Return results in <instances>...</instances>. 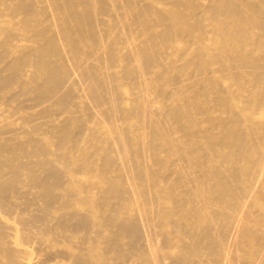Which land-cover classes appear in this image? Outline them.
Listing matches in <instances>:
<instances>
[{"label":"bare ground","instance_id":"obj_1","mask_svg":"<svg viewBox=\"0 0 264 264\" xmlns=\"http://www.w3.org/2000/svg\"><path fill=\"white\" fill-rule=\"evenodd\" d=\"M2 1H7V0H0V7L1 6L4 7V5H5L4 2L2 3ZM27 1L29 4L22 2V1L19 2L18 4H16L15 2L14 3L11 2L14 5H16V6H14V8L16 7L17 10L21 11L19 13L20 15L23 13L22 16H20V18L21 17L22 18L23 17L24 18L34 17L35 18V17H37V15H41V13H37L38 11L36 12L34 10V8H36L37 6H38L37 8L40 9V7H41L40 2L41 1L39 0L38 4H40V5L36 4L35 7L31 6L34 1L31 4H30V2L32 0L31 1L27 0ZM36 1H38V0H36ZM63 1H64V4H65L67 10H68V12L66 10V15H68V17H70V24L65 23V22H69V21H65V20L61 21L60 19H63L62 17L60 19H58V17L60 15L57 14L55 16H58V17L54 18L53 17L54 14H52V15L44 16L43 19L42 18L38 19V17H37L36 19H33V20H35V21H33L34 23L33 22L30 23V21H27V18L24 19L21 23L22 24L21 28H18L15 31V33L11 32L10 31L11 29L10 30L7 29L6 33L11 32L14 35L12 37H15V39L13 38V40H15V41L12 44L10 43L11 44L10 45L9 41L11 39H7V40H9L7 42L6 39L2 38V40H5V42H3V44H1V45L6 46L7 44L5 45V43H8L10 46L8 45L7 47H10V51H12V52L14 51L17 54L13 58V61L11 63H9L7 66L8 67L7 68L8 73L3 71V73L8 74V75H5L2 73L3 76L5 75L8 77H4V78L0 79V84H4L6 82L5 84L10 85L9 83H7L8 82L7 80L11 79L12 76H14L13 74H14V72H16L15 70L19 71L20 68L17 69L19 66L30 64V68H32L31 66H33L32 69H34V70L30 69L31 72L34 71L35 74L41 73L44 77V79H43L44 82H43V86L41 89L39 88L38 85L36 86V88L33 89L32 86L35 85V83L33 85H27V86H30L31 90H35L37 88L40 89L39 92L33 93V94H36V95H34L35 99H38L42 96H44V97L46 96L45 98L48 97L47 98V100H48L51 97V99H55L54 101L61 108V109H56V110H61V111L63 110L64 111V110H66V108H69L70 106H75L77 109L83 108L84 109L83 111H85L86 113H83L84 116H82V117H81L82 114L81 115L80 114L75 115L74 113L71 114L72 111H70V110L72 108H74V107H72V108H69L70 109L69 112L71 115H67V114L63 115V116H65L63 118L62 117L63 113L62 112L60 113L61 117L63 119L58 120L59 124L55 125L53 123V125H55V126H53V128L51 127V129H50V127H47V126H52L51 125L52 122L50 123V125L46 123L47 126H45L44 128H46V129L49 128L50 130H52L50 132L53 135V137L51 136L52 138H54L53 140L50 139L51 137H48L49 140H41V138L34 139L35 137L33 136L32 137L33 139L32 138L29 139V137H28L25 140H18L17 139V141H16L13 137H10L11 139L8 138L9 143L5 140L7 142L6 144H0V204H3L1 206L5 205V201L7 199V196L10 193L14 194L13 193L14 189L18 190V188L13 189V187H14V183L18 182L17 181L19 179L18 176L22 173V175H25V174L27 175V177L29 178L30 181L33 182V185H35V187L38 186L37 188L42 189V191L40 192L42 194V197H40V196L39 197L34 196V197H36L37 199L43 200V202H42L43 206H41V207H43V209L41 207L40 208L43 211H47V212L45 214L41 210L42 211V212H40L41 214L39 215L36 213V215H38L37 216L38 218H40L41 215H42V217H46V216H43V213H44V215H49L50 210L51 211L53 210L52 207L54 208V206L56 205L55 204L56 198H58L55 196L56 192H54L53 188L59 187L58 185L62 186L61 185V179H62V177L65 176L63 174H61L62 177H61V175H58V174H60V172L62 170L60 169V172H59V170L57 169V165L58 164L61 165V167H63L64 169H65V167L68 168L71 166L70 168H68L64 172H67V173L71 172L72 174L74 173V174H77L78 176L81 175L82 178L84 179V180L80 181L79 177H77V175H74L75 177L78 178L79 181H75L73 179L69 180V184L71 185L72 190H73L72 193H74L76 195V196H74V198L77 196L78 197L72 201H69L68 203L65 202L64 200H66V201L68 199L70 200V198L73 197L72 195H74V194H70V192L67 191V189H66L67 186H66L64 188V189H66V192H67L66 194H70L71 197H68L66 194H65L66 197H65V195L62 197V195L65 193V192H62L61 193L62 195H60V196L62 197L63 200H61L59 198L58 199H59V202L64 201V203L72 205L73 208L77 207V210L80 209L79 208L80 206L86 205L85 207L82 208L84 213L82 212L83 214L81 215L80 214L81 212H79V210L78 211L75 209L71 210L72 208L69 207L70 210L73 211L72 214H75L74 216H76L77 214L80 215V216H76L78 219L74 218L73 215H71V217L73 216L72 218H69L68 215L71 212H68V211H70V210L66 209L68 211L65 212L64 211L65 209L63 208V207H65V205H66V207H68L69 205L60 202L58 204L63 205L62 211L65 213H68V214H66L64 216L65 213H63L62 211H61L62 213L59 212L60 214H57L58 212L55 214L53 213L55 215V216L53 215V218L57 217L58 220L56 221V224H54V223L51 224L52 228L54 226V227H58L60 229L61 227L63 228L65 226L72 225L76 229H79V230L81 229V231H82V230L86 229L87 227H88V229H89V227L92 228L93 225L90 226V224L92 223V219L94 217H96L99 220L96 221L97 224H95L93 221V224L94 225H98V223H99V225L102 224V227H105L106 229H107V227H110V231L107 229L108 231L106 230V232H105L106 234L109 232L108 235H106L107 238H105L103 236L104 238H101L99 240V241H101L102 239L105 240V241L101 242V243H103L102 244L103 246H100L99 245L100 242L91 237L92 239L91 238L90 239H91V241L92 240L93 241L91 242V244L89 245L87 250L85 249L86 250L85 255H81L78 252H76L75 250L67 248L65 250V252L72 259V261H70L69 263L70 264H83L84 260H86L88 262H92V264L93 263L94 264H110V262L108 261L109 259L106 256V252L108 250H111L114 254L120 255L121 257L125 258L122 254H125L126 252L123 253L122 251H120L122 245L120 243V247H118L117 241H120V240L117 239V241H116V237H118V235L120 236V234L124 235L127 238L128 243H126L127 242L126 241L123 245L128 244L127 250L131 251V250L135 249L134 251H136V248H135L136 244H139L137 241L141 237L143 238L144 233H145V235L147 234L146 233L147 231L146 232L143 231L144 233L142 235L143 229H141V227L138 225V223H140L139 218H141L143 215L142 216L140 215L141 217H137V215L135 216L138 218V219H136V220H138V222L135 221V219L126 218L125 214H122L123 212H120V213L122 214V216L124 215V218H122L120 220L115 219L117 217V215H118V218H119V215H121L118 213L119 211L114 213V214H116L115 215L116 217L115 216L112 217L111 215L108 216L107 214H111L112 212L111 211H109L110 213L103 212L102 208L104 206V203L106 204V202H105L106 198H110V195H108V197H106V195H103V193H101V195H103L105 197V200H104V197H101V195H99L100 197L98 196L99 198L97 197V195L100 192H96L97 190H95V192L98 193L96 195V198H95V197H93L94 193H92L94 191H91V190H93L96 187L98 188V186L100 188V186L103 185L104 182L101 183L102 178L100 177V175L105 176L104 174H107V176H109L108 174L110 172H112V173L115 172V171H112V169L114 168V167L112 168V166H114L118 162L115 164H114V162L112 163V160H114V159H113V157H111L112 158L111 159L108 155V154H110L111 151H113L115 146H117V148H119V150H120V151H118V149L115 148L117 152H120V153L122 152V154L125 155L123 157L118 155V156L122 157L121 159L126 158L127 156L130 157V155H127V153H126L127 151H129L128 154H131L130 150H132V152H133V154H132L133 156L131 155L132 156L131 158H133L137 155L140 156L141 152H143V151L146 152L144 147L147 146L151 150L152 155H150V156H152L151 159L153 160V163L156 162L155 164H157V165L168 163V162H171L170 164H172V165H175L177 163L184 164V165H181L180 167H177L179 164H177V166L175 165L176 167H174V168L171 167V168H173L172 172H171L172 175L170 172L168 173V171H167V173H165L164 169H162L164 172V174H163V172L160 171L159 168L156 167V165L154 166L152 164L153 167H155L157 169L151 168L152 170L150 171L151 174H149V176H152L151 178H153V182L155 183V186H158L159 188L154 187V188H156L155 194L154 193L152 194V192H154V189L152 186H151L152 190H153L152 192H150L151 190H148L150 193L148 191H146L144 193H145V195L146 194L156 195V197L158 199L157 201L163 200V201H161V203L157 202L158 206L154 205V207L158 208L160 206L159 204L165 203V205L162 206L164 209V212L161 211V209H162L161 206H160V208H161L160 211L162 212V214L163 213L165 214L164 219L167 217L166 221H163L162 220L163 218H161V221H159L160 223H157V225L158 224L160 225L159 226L160 228H158V229H160L159 231H156L157 227L154 228L156 230H154L152 227V229L154 231L152 233L157 232L163 236V237H160V238H162L160 245H162L165 248L166 247L172 248L173 245H175V246L178 245V251L176 253H174L172 251L173 250L172 249L171 251H172L173 255L172 254L171 255L166 254L170 250H168V252H167V251H165V248H163L164 250L161 249L162 247L160 245H158L159 244L158 241H154V240H157L156 238L153 240H150V242L148 240L147 241V242H149V245H148L149 251L147 253L148 261L151 260L155 264H189V263L199 264L198 263L199 261H197V260H196L197 262H193V261H195V260H193L195 257H197V259L199 258L197 255L194 256V258H193V255L197 252V249H198V252L196 254H198L199 251H201L199 248L202 246V245L200 246L201 238H205L203 241L206 242L201 248H203V250H206L205 251L206 253L209 252L211 254V253H213V248H214L213 244L216 243L215 241L217 239H218V241L220 240V238H218V237H220L219 234H221L222 230H224V229L234 230V232L241 233L242 236H246L247 241L249 242L250 246L254 249V251L260 253L262 250L261 254H262V256H264V121L262 124L260 123L261 125H258V123L255 122V120H254V115L256 114V116H257V112L258 113L264 112V0H261V1L260 0H191V1L188 0L186 2H185V0H171V1L158 0V1L163 3V5L161 7H158V6L155 7L152 3L153 0H145L146 4L140 3V4H145V5H143L145 7L144 10L133 11L134 9H137L136 6H134L135 8H131V9H133V10H131L133 12H131L130 15L133 18V19H131V21H133V22H128L125 20H119L120 19L119 18V19L112 20V23H110V25L112 24L111 26H113V29L120 28L121 30L126 29V31H128V34L123 33V34H125V36L123 37V40L120 41V42H124V39L126 41V43L125 42L123 43V46H120L121 49H118L120 51L122 50V53H120V54H118V53L116 54L115 52H113V50H116V48H119V47H117V45L113 46V44H115V43L111 42L112 47H115V48H113V50L110 48L111 45L108 46V45H105L103 43L106 40H108L109 38H112L113 40L117 39V41H119L118 39H122L121 37L123 35L120 37L115 32V36H113L114 38L108 37V39H106L105 37H107V36H102V34L104 35L106 33H103L102 30L100 31L98 29V27L94 26V25L99 24V27H100V25H102L101 23L95 24V21H97L98 19H100L101 22L107 20L106 18L102 17L103 15H105L106 12L110 14V16H111L110 18H112V19L117 18V17L113 18V16H114L112 14L113 11H115V9L118 8L117 6H123V8H124L125 3L124 4L122 3L121 5H119L121 3V1H118V3L120 2L118 4L117 2H113L110 0H63ZM139 1L140 0H138L137 2L135 1V3H139ZM16 2H18V0ZM43 2L46 3L44 5H47V3H48V4H53L57 7H60L59 2H57V0H44ZM62 2H61V4H63ZM6 3L9 4L8 1ZM81 4L84 5L85 7L82 8L83 6H81ZM127 4L131 5V3L129 1L127 2ZM78 5L81 6V8ZM155 5H156V3H155ZM157 5H160V4H157ZM10 6H13V5H10ZM55 6H53V7H55ZM76 6L79 7L80 9H78ZM143 6H141V7H143ZM125 7H126V9H128L127 7H129V6H127L125 4ZM41 8H43V6ZM60 8H57L58 12H59ZM143 8H141V9H143ZM51 9H53V8H51ZM62 9L65 10V8H62ZM120 9H122V7ZM1 10L4 11L6 9L2 8ZM43 10H45V9H43ZM122 10L125 11V9H122ZM55 11H57V10H54V12ZM124 11L123 12L119 11V12H122L124 14ZM46 12L44 11V13H46ZM63 12H65V11H63ZM63 12L61 13V11H60L59 13L63 14ZM146 12L151 14V15L149 14L150 15L149 18H151V19H148L147 17H145V14H147ZM1 13L3 14V12L0 11V18H2V16H3V15L1 16ZM7 13H4V15L5 14L9 15L10 12H7ZM14 14H16V12H14ZM35 14H36V16H35ZM16 15H18V14H16ZM13 17H17V16L13 15ZM39 17H42V16H39ZM68 17H66L64 19H67ZM107 17H108V15H107ZM22 18H21V20H22ZM52 19L53 20L57 19V20L61 21V23L59 22L60 27L58 26L59 27V28L57 27L58 29L53 30L50 34L46 35L47 32L49 31V29H48L45 21H47V23H49V21ZM3 20L9 21V20H5V19H3ZM43 20H44V22H43ZM67 20H69V19H67ZM19 21L20 20L18 18V22ZM144 21L146 23V25H145L146 28L144 27V29L150 30L155 26H159L161 28V30L160 29H159L160 31L155 30L159 33H156L155 31L152 30L151 33H148V36H144L145 33L140 28H137V29H140L138 31H142L143 33H139V34L135 33V35H132L131 32L132 33L136 32V31H134V29L132 27H134L136 24H139V26L138 25L137 26L141 27L143 29V27L140 26V24L141 23L143 24ZM55 22H58V21H55ZM55 22H54V24L57 25V23H55ZM62 22L65 24H62ZM15 23H16V21H15ZM106 23H107V21H106ZM4 24L7 25V22ZM13 25H16V24H13ZM3 27H4L3 29H5V27L7 28V26H3ZM83 27H86L88 30L86 28H83ZM104 27L108 28L110 26H108V27L103 26V28ZM53 28L55 29L56 26ZM134 28H136V27H134ZM3 29H1V31H3ZM83 29H84V31H86V30L87 31L84 33ZM93 29H96V30H93ZM110 29L111 28H109V30ZM131 29H133V30H131ZM21 30H24V31L29 30V31H31L32 35L30 34L29 37L23 36L21 33ZM95 31H98V32H95ZM94 32L98 33L97 35H99L100 37H104V42H101L102 40L99 41L100 43L105 45L104 47H102L101 45H99L97 43L99 47L92 49V46L96 44V37H95L96 35H94ZM100 32H102V34H100ZM119 32L121 33V31H119ZM26 33H27V31H26ZM155 33L160 38L161 44L165 45L166 49L168 48L171 51L170 54H176L177 55L176 59H173L172 56L171 57L169 56L170 59L168 57H163L165 55L161 56L165 59L168 58L169 60L167 59L168 61L167 62L165 61L166 63L163 62L164 64H162L160 62V66L162 67L163 70L161 73L158 72L159 76L154 75L156 77H161V76L163 77V73L164 72L167 73L165 81L164 82L162 81L163 83L161 82L160 84L155 83V81L158 80L159 78L156 79L155 77L150 76V74L148 76L146 75V74L150 73V71H152L151 70L152 67L157 66L155 68H160L159 64H158V61H160V60H158L159 58L158 59L156 58L159 56L158 53L160 52V50H162L161 47L159 46L160 42L158 41L159 43L158 42L153 43L154 45L158 44V46L160 47V49L157 51L158 53L156 52L157 54L154 52V50H155L154 46H151V44L149 43L150 44V48H149L148 47L149 44H148V46L146 44L148 41L155 42V41H153V39L155 37H157L156 35H154ZM111 35L112 34H110L109 36H111ZM152 35L155 37H153ZM4 36H8V35H4ZM99 36H97V37H99ZM8 38H10V37L8 36ZM203 38L208 39L210 43L203 42ZM37 39H40L41 42H40V44H38L36 42V44H38V46L34 47V45H33L34 43H32L31 41H33V40L38 41ZM57 40L58 41L61 40V41H63V43L65 40L66 41L69 40L70 43L68 41V44H72V47L68 44L67 45H68V47H71L73 49L75 56L79 55L78 53L80 50H83V47H88L87 52L93 55V56L90 55L91 57L89 58V60H92V57L93 58L96 57L98 60L95 59V63L96 62L97 63L99 62V63L96 64L97 67L94 65L97 69H94L93 68L94 66L93 67L89 66V68H86V70L92 68L94 70H97V72H95L93 70H90L91 72L89 70H87V72L88 71H89V73L95 72V74H96V73H98V71L101 67L102 68L104 67V68L108 69L109 72L108 71L107 72H108V74L110 73V76L113 77V80L116 78H119V80H120V78H121V79H123V81L124 80L126 81V82L121 81L120 84L119 83L118 84H119V86L121 85L122 88H124V86H125L126 94L129 93V95L132 96L133 98L131 97V99H130L129 98L130 96L127 97V95H124L126 97L121 96V97H123V99H122L120 97V94L118 97H116L117 99L121 98L120 100H122V103H123L121 105L122 106L121 108H120V106L118 107L119 109H121V111H123V114L121 115V117H119L120 115H117L118 113L117 114L114 113V112H119V111L111 112V110H112L111 107H109V109H111V110H109L107 108L110 111V113H113L112 114L113 116L117 115L116 117L120 118L119 119L120 123L123 121V120L120 121L121 119H125L126 121H128L130 118L134 119L136 117L137 119H139L138 117H142L143 124H145V125L147 124L150 127L152 126V129L149 128L150 131L148 130V132H145L141 128L144 125L141 126V123L139 121H137V124H136V122L135 123L133 122L132 126L126 125V127H125V125H124V127H122L123 128L122 130H117L118 128L116 130H114L113 127H110V125L107 124V123H110V122H106L107 117L105 120L102 121V117L105 118V116H103L105 113L102 115V117L99 116V114H101L99 112H105V111H102V110L99 112L96 110H95V112L93 111V109L95 108V106H93V105H97L96 103H98V102H96V103L91 102V101H94V99L89 100L88 97H90V99L94 98L95 97L94 95L96 93L92 92V93H94V95H93V97H91L90 96L91 94H89L91 92H88L89 95H87V94L83 95L85 97V100L82 96L81 97L83 99L79 100L78 98H81V97L74 96L75 93L73 91H75V90L72 91L71 87L65 88L64 86H66V85H68V83L72 82V80H70L68 83L65 84L64 83L65 76L72 74V71H73L72 69H74L72 67V65L74 66L75 63L72 62L73 63L72 64L69 61V58L67 59L66 57H65L66 59L63 60V56L60 55V51H64V50L60 49L59 43L56 42ZM155 40H157V38H155ZM0 43H2V42H0ZM107 44H110V42L109 43L107 42ZM119 44H121V43H119ZM2 46L0 48L4 49L5 47L4 46L2 47ZM63 46H65V45H63ZM155 46H157V45H155ZM81 47H82V49H81ZM151 47H153L154 49L153 48L151 49ZM36 49H37V52H36L37 54L36 55L31 54V52L36 50ZM1 51H3V50H0V54H2L4 56V54H3L4 51L3 52H1ZM7 52H8V50H6V52H4V53L7 54ZM70 52H71V50H70ZM81 52H83V53H80V55L84 54V52L86 53V50L81 51ZM116 52H118V51H116ZM161 52H163V51H161ZM161 52H160V55H162ZM8 54H9V52H8ZM11 54H13V53H11ZM63 54H64V52H63ZM33 55H35V56H33ZM6 56L10 57L11 55L10 56L6 55ZM60 56H62V60L64 61V66H61L62 64H60V65L58 64V62L60 63V61L57 62V60L61 59ZM64 56H67V55H64ZM81 57L82 56H80V59H81ZM87 57H89V56H87ZM5 58L6 57H4V59ZM10 58H12V57H10ZM84 58H86V56H84ZM88 61H85L84 63H88ZM79 62L82 64L81 61H79ZM89 62H93V60L89 61ZM1 63L5 64L3 62H1ZM91 64H93V63H91ZM77 65H78V62H77ZM88 65H90V63ZM1 67H3V65ZM77 67H76V69L81 70L80 68H77ZM98 67H100V68H98ZM116 68H118V69H116ZM106 69H104V70L106 71ZM79 70H77V71H79ZM101 71L102 70H100L99 74L101 73ZM73 72H75V71H73ZM79 72H81V71H79ZM76 73H78V72H76ZM134 73L136 74V75H134L136 77L133 76ZM191 73H193V74H191ZM0 74H1V72H0ZM15 74H18V73L16 72ZM35 74H33V77ZM155 74H157V73H155ZM92 75H93V78L95 77L94 78L95 80L98 79V81H96V82H99V80L101 81V79H103V78L99 79V75L98 76H95L94 74H92ZM105 75H107V74H105ZM144 75H146L147 77H144ZM199 75L201 77L191 78L194 76L198 77ZM36 76H39V75H36ZM80 76H81V74H80ZM138 77H139V79L141 78V80L138 81L139 83H137V81H133L134 84H131V85H133L132 88L134 89V86H136L137 84H139V85L141 84V86H140L141 90L140 91L143 92L145 96H140V95L139 96L146 98V101L148 102V104H146V105H148V108L144 104V102L141 106L139 104H141L142 102H140V103L135 102V104L133 105L132 102H134L136 100L134 98V94H139V93L137 92V93L130 94L129 90H131V89L128 88L129 89L128 90L126 88L127 82L132 83L131 81L129 82V80H138ZM18 78H19V76H17V79ZM84 78H85L84 80L87 79V77H84ZM132 78H136V79H132ZM19 79H21V76ZM66 79H69V77ZM80 79H81V77H80ZM91 79H92V77H91ZM104 79H105V77H104ZM104 79L102 80L103 82H99V83L103 84L105 81L107 82V80L109 82V77L106 78L105 81H104ZM110 79H112V78H110ZM154 79H156V80L154 81ZM178 79H180L181 84L177 83L178 86L176 89H174L175 90V91H173L174 95H172L171 90H173L172 88H175V86L177 84H175V86H171V89L169 88V86L167 88V85L172 80H178ZM222 79H226L229 81L228 82L229 88H228V85L225 84L228 89L224 88L221 85ZM119 80H117V81H119ZM22 81H24V80H22ZM75 81L76 80L74 79L73 82H75ZM92 81H94V80L92 79ZM96 82H93V85L95 84L94 88L97 84ZM172 82H171V85H174V83H172ZM30 83H31V81H30ZM83 83H85V81ZM111 83H112V85H114L113 84L114 82H111ZM111 83H109L107 85H110ZM17 84L20 85L19 83H17ZM63 84H65V85L63 86ZM70 84H72V83H70ZM76 84L77 83H75V85ZM88 84H90V83L88 82ZM118 84L117 85L115 84V86H117V88H118ZM75 85L73 84L72 86H75ZM77 85H79V84H77ZM88 86H89V88H91L90 85H88ZM110 86H108V89L105 86V88H106L105 90L106 91L110 90ZM121 86H120V88H121ZM138 86H136V88H138ZM15 88H17V86H15ZM85 88H86V86H85ZM112 88L113 89H112L111 93L113 94L115 88H114V86H112ZM39 89H37V90H39ZM92 89H93V86H92ZM98 89L96 90V88H95L94 90H96L95 92H97L96 96L100 97V93H98ZM102 89H103V86H101V88L99 90H102ZM231 89H232V92H230ZM94 90H92V91H94ZM118 90H120V89L118 88ZM122 90H124V89H122ZM122 90H120V91L116 90V91L123 93ZM226 90H228V91H226ZM133 91H139V90L134 89L131 92H133ZM143 93H141V94H143ZM28 94H29V92H28ZM117 94L118 93H115V96H117ZM77 95H78V92H77ZM108 95H107V97H108ZM7 96H10V95H7ZM19 96H21V95H19ZM34 96L32 95V99ZM139 96L135 95V97L138 99L140 98ZM4 97H6V96H4ZM13 97H14V94L12 95V98ZM107 97H104V98L109 100L112 98V95L109 96L111 98H107ZM25 98H26V96H25ZM28 98H30V97H28ZM116 98H114V99L117 100ZM144 98L139 99V100L145 101ZM10 99H11V97H10ZM114 99L112 98L111 100H113V103L115 102L114 103L115 106L119 105L121 103L119 100L117 102L114 101ZM42 100H45V99H42ZM81 100H83V101H81ZM97 100L100 101V99H97ZM146 101H145V103H147ZM21 102H22V100H21ZM38 102H41V101L39 100ZM31 103L34 104V102H31ZM41 103L43 105V102H41ZM92 103H95V104H92ZM113 103H110L108 105L112 106ZM137 103H138V106H140L142 108H143V106H146L143 108V110L140 109L141 110L140 114H138L134 111L137 108L136 107ZM101 104H103V103H101ZM105 104L106 103H104V107H105ZM15 105H18V104H15ZM22 105L26 106V104H22ZM29 105L32 106V104H29ZM29 105H27V106H29ZM114 105L112 108L114 110H117V108H114L115 107ZM5 106H6V104L4 105V107ZM24 106H22V107L24 108ZM27 106H26V108H28ZM53 106H55V105L53 104ZM133 106L136 108L134 109ZM151 106L154 107V109L152 108L153 111H150ZM17 107H19V108H16L17 110H23V109H20L21 106H17ZM48 107H50V106H48ZM29 108H30V106H29ZM102 109H103V107H102ZM37 110H35V111H37ZM56 110L55 111L52 110L53 113H55ZM76 111H78V110H76ZM47 112L48 111H46V113ZM49 112H51V111H49ZM29 113H30V111H29ZM46 113L44 112L45 115H46ZM64 113H67V112H64ZM76 113H78V112H76ZM50 114H52V113H50ZM120 114H121V112H120ZM10 115H8V116H10ZM23 115H28V113H24ZM31 115H32V113H31ZM33 115H35V114H33ZM38 115H40V113ZM108 115L111 116V114H109V112H108ZM17 116H19V115H17ZM123 116H124V118H123ZM197 116H199V118ZM202 116H204V117H202ZM20 117L21 116H19V120H20ZM46 117H48V115ZM50 117H51V115H50ZM83 117L88 118V119L91 118L92 120L89 119L90 123H93L92 121L96 122L95 126H92L94 124H90L89 122H86V119ZM161 117L167 118L169 120V121L167 120L169 122V125L166 126V123L164 122L165 120ZM117 118L114 119V121L113 120H109V121L114 122V124L116 125L115 120H117ZM159 118L161 120L163 119L162 121L165 123V125L164 124H160V125H162V126L164 125L163 127H166L167 129L159 126V128L161 127L162 129H165V130H162V129H159L157 127V124H159ZM137 119H135V121ZM37 120H39V119H37ZM5 121H7V120H5ZM24 121H25V119H24ZM24 121H21V123H23ZM27 121H31V120H29V118L27 117ZM27 121H25V122H27ZM211 121L213 123L210 126L202 125L203 122L204 123L205 122L211 123ZM128 122L130 123V121H128ZM138 122L140 123V125L138 124ZM42 123H40V124L42 126H44ZM123 123H124V121H123ZM131 123H132V121H131ZM88 124H90V125H88ZM114 124L112 123V126H115ZM32 126H34V125L32 124ZM42 126H40L38 128H43ZM116 126H118V123ZM119 126H120L119 129H121V126H123V125H119ZM2 127L3 126H1V128ZM29 127H30V125H29ZM144 128H146V127L144 126ZM257 128H259L258 131L256 130ZM260 128L263 130V132L259 131V130H261ZM25 129L27 131V128H25ZM132 129L135 130L136 132L130 133L129 131H132ZM0 130H2V129H0ZM39 130H41V129H39ZM255 130L257 132H262V133L261 134L259 133L260 135L256 134L257 136H255V134H254V132H256ZM32 131H34V130H32V127H31V131H29L28 133L30 134V132H32ZM0 132H4V131L2 130ZM34 133H36V131ZM82 133L83 134L86 133V134L83 135ZM97 133H100L98 137H97ZM215 133H218L219 136L214 137ZM0 134L2 135V133H0ZM45 134H48V133L46 132ZM80 136L84 137V138L82 137L83 138V140L81 139L82 141H84V139H85V141L82 143H80L78 141V144L81 145V148H79V145H77V141H76L77 139L79 140ZM254 137L255 138L257 137L260 139L259 141H257L258 143L255 142V140H257V138L254 140ZM97 138H99V139L103 138L104 139L103 141L107 142V145H108L106 148L107 150L105 148H103L102 145L98 146L95 143V142H97V141H95ZM255 143L259 144L260 148H259V151H258V149H256L259 152V154L255 153L253 155H257V156L259 155V156L255 157V158L254 157L251 158L250 156H246L245 151L247 150V152L250 153L249 152L250 150H248V148H254ZM82 144H84L83 147H82ZM98 144H99V142H98ZM127 144L130 147H132V149L126 147L125 145H127ZM30 145H32V147H29V148H31V152H30L31 155L29 154V150H28V146H30ZM103 145L106 146V143H104ZM125 147L129 150H125ZM101 148L106 150L105 152H107L108 150L110 152H108V154L103 153V155H101V156L95 155L96 157H102V158H100L101 159L100 160L101 161L100 166L98 165L99 167H97V165H96V168L90 167L88 165L85 166L84 165L85 160H87L89 158L88 161H90L91 157L93 159L94 158L93 156L96 152L101 153L103 151V149H101ZM220 148L225 149L226 151H223V153L222 152L220 153V151H221V150H219ZM256 148H258V147H256ZM116 151H114V152H116ZM46 152H50L52 154V156H53L52 159L51 158L48 159L47 156H46L47 157V159H46V157H45ZM149 152H147V153H149ZM32 153L37 156V159H38L37 161H35V162L28 161L25 163L15 161L17 159L15 157V155H17V154H24V155L29 154V156L32 157V155H33ZM73 153L75 154L74 155L75 160H72L73 157L69 156V155H72ZM161 153H163V155ZM144 154L142 155V153H141V156H144ZM148 156H149V154H148ZM120 157H118V159ZM215 157H217V158L219 157V159L223 160L222 164L223 165L226 164L225 167L227 166L226 169H227L228 175H230L232 178L231 177L229 178L227 176V174H225L226 171H225V173H223L224 172L223 169H225V168H223L222 170L220 169V166H223L222 164L217 165V167H216V165L214 164L215 162H213V161H215L214 159H217ZM131 158H128V159L131 160ZM95 159L97 160V162L96 161H94V162L98 163L99 159L94 158V160ZM128 159H127V161H128ZM219 159H218V161H219ZM17 161H20V160L17 159ZM88 161H87V163H89V165H91L92 164V163H90L91 161L90 162H88ZM127 161H126V163H129L128 165H130V167L136 166V165H134L132 160H131L132 162L131 161L127 162ZM144 161H145V159H144ZM124 162L125 161H123V163H122L123 167H124ZM136 162L137 161H135V163ZM54 163H56L57 165L55 166ZM139 163L141 166H145V165L147 166V164H145V163H144V165H142L141 162H139ZM118 164L116 166H119ZM218 164H219V162H218ZM122 166H119L120 168L117 167L118 170L122 169L121 168ZM125 166H127V165H125ZM150 166L148 164L147 168L150 169ZM254 166H255V168L251 169V167H254ZM5 167L8 168L9 174L11 175L10 179L7 178L8 180L6 178H5V180L2 178V176H3L2 171L4 170L3 168H5ZM36 168H41V171L38 174L36 173ZM117 168H115V169H117ZM127 168H128V166H127ZM133 168L132 169L128 168L130 171L127 170L125 172H131V170H133ZM140 168H142V167H140ZM69 169H70V171H69ZM115 169H113V170H115ZM57 170H58V172H57ZM143 170H145V172H147L145 168H143ZM221 171H223L222 172L223 174L221 173ZM64 172L62 171L61 173H64ZM116 172L114 174H116ZM125 172L123 174H121V173H118L116 175L113 174L112 177L106 176V182L105 183L107 184V186L103 185V186H105V188L101 186L102 188H104V192L108 193V194L114 193L115 195H118V197H119V196H121V195L123 196L125 194L124 188L126 186L131 185L132 187H134L135 184H136V186H138L137 185L138 182L134 183V186L132 184L128 185V183L131 182L130 181L127 184L124 183L125 187H123V182L128 180L126 177H130ZM141 172H142L141 170H137L136 177L134 178V175H135V173H134V174H132L133 176L131 178L132 179L137 178L136 180H138L139 182H140V180L143 179V181L145 182V180H147V179H144V178H147V176L144 177L143 174L145 172H143V174H141ZM40 173H41V175H39ZM146 174L147 173H145L144 175H146ZM250 174H252L253 178L249 177ZM22 175H20V176H22ZM67 175H66V180L68 178ZM69 175H71V174H69ZM221 175L222 176L226 175L229 179H232V181L235 180L236 182H234V184L238 182V184H239L238 188H241V190H239V192L243 191L241 193H244L245 197H243V194H241V193L238 194V192L235 190H234V192H236L238 194V197L242 195L241 197L245 198V200L244 199L240 200L239 198H237L239 200L235 199L236 197L234 196V193H233L234 188L232 189L230 187V185H233V184H230V183L228 184L229 180H227L228 178H225L226 176H224V179H226V181H228V182H225V180H223V177ZM99 177H100V181H99ZM148 179H150V178H148ZM62 180L65 182L64 183V185H65L66 181L64 179H62ZM102 180H104V179H102ZM133 181L134 180H132V182ZM151 181L150 182L147 181L149 186H150V183L152 184ZM232 181H230V182H232ZM99 182L101 183V185H98ZM144 182H142V183H144ZM15 185H17V184H15ZM146 185H147V183H146ZM132 187H130V189ZM233 187H235V185H233ZM102 188H100V189H102ZM146 188L148 189L149 187L146 186ZM21 189H23V188L21 187ZM54 189L56 190V188H54ZM149 189H151V188H149ZM189 189H191V190L193 189L192 191H189L191 193H188L190 196V199H192L195 202V204L197 203V207H198V215H197L198 217L197 218L201 221H205V225H204L205 229L203 230L202 235L200 234L199 236H196V235H198V233L193 235V231L195 232L196 230H199L198 229V226H199L198 223H200L201 221H198V223H196V224H198V226H195L194 222H191V223L189 222V224H192L191 226L194 225L196 227V230H193V228L191 226H188V223H187L188 221L185 223L184 222L182 223V221H183V219H181L182 217H180V219H181V221H180L178 219V216H177V215H181V216H183V218H185L187 216H184V215L189 213L188 212L189 211L188 203L192 204L193 202L190 201L189 198H186L185 196H183V194H182V192L183 193L187 192ZM18 191H15V192H18ZM130 191L132 193L134 192L133 194L136 193L135 190H130ZM28 192H30V190ZM127 192L129 194V191H127ZM141 192L142 191H140V193H139L137 191V193L140 194V196H141ZM32 194L33 193H31V196H32ZM81 194H83V196H81ZM84 194H86V195H84ZM133 194H129V195H133ZM125 196H123L122 198H125ZM135 196H138V195H135ZM151 196L150 197L148 196L150 200L153 198L156 199V197L152 198ZM14 197H15V195H14ZM148 197H146L144 199H147ZM247 197H248V200L246 199ZM36 198H34V199H36ZM8 199H10V198H8ZM20 199H22V197ZM26 199H30V198H27V196H26ZM130 199H132V198H130ZM133 199L136 200V198L134 196H133ZM149 199H148V201H149ZM107 200L111 201V199H107ZM117 200H119V199H117ZM123 200H125V199H123ZM10 201H12V200H10ZM31 201H33V200H31ZM31 201H30V203H33ZM110 201H109V203H110ZM132 201L134 202V200H132ZM132 201L129 200V202H132ZM12 202H15V201H12ZM12 202L10 204H12ZM34 202H36V201H34ZM115 202H117V201H115ZM125 202H123V203H125ZM152 202H151V204H152ZM166 202L170 206L169 205L166 206ZM214 202H218V204L220 203L221 205L219 204V206H217ZM15 203H17V202H15ZM140 203H143L145 205V207L143 206V208L147 207L146 209L148 211L146 209H144L145 211H143L145 216H146L147 212L152 211L150 213H154L157 211V210L155 211L156 208H154V207H151V208H154V210H150L148 207H150L151 204H147L148 202L144 203V200L141 201ZM34 205H36V204H34ZM121 205H122V202H121V204H119V206L121 207ZM128 205L125 204V206H128ZM147 205H149V206H147ZM34 207L35 208L38 207V204H37V206H34ZM250 207H253L254 216L251 215V212H249ZM1 208H0V211L1 212L4 211L2 213V215L5 214V216H7L5 211H7L9 208L4 206V209H2L3 211L1 210ZM26 208H28V207H26ZM124 208L125 207H122L121 210H123ZM231 208H232V210H231ZM30 209H32V208H29L27 210H30ZM140 209H142V206H141V208H139V210ZM194 209H196V208H194ZM233 209H234V211H233ZM59 210H61V207H59ZM59 210L55 209V211H59ZM174 210H176V212L178 214L175 213ZM130 211H132V212L135 211L136 214L138 212H140L137 210H130ZM193 211H195V210H193ZM1 212H0V214H1ZM30 212H32V211H30ZM36 212H38V210ZM101 212H102V214H101ZM32 213H34V212H32ZM103 213H106V216H105V214L103 215ZM193 213H195V212H193ZM15 214H17V213H15ZM155 214H158V212ZM155 214H153V215H155ZM215 214L222 215L223 217L225 216V218L227 220H229V221L226 220L228 222L227 224L224 223L226 225L222 224V226L223 225L225 226L224 229H222V227H220L221 224L219 226L213 225L214 226L213 229H211V227H209V228L207 227L208 225L211 224L210 222H212L214 220L212 218V215L215 216ZM8 215H10V214H8ZM13 215L14 214L12 213L10 216H7L8 219ZM50 215H52V213ZM147 215H148V213H147ZM188 215H190V214H188ZM49 216H47V218ZM66 216H68L69 220H71V219H73V220L69 221L68 218L65 219ZM122 216H120V217H122ZM157 216H159V214ZM190 216H193V214ZM222 216H217V218L222 217ZM0 217H1L0 220L2 221V222L1 221L0 222L1 223L4 222L3 224H5V223L9 224V229L13 230V233H11V237H10V238H12V240L10 242L13 244L11 245V247L8 246L9 249H11L13 247V245L17 244L16 250L20 249L21 253H23V254L20 253L21 255H23V256L20 255V257H23V259H24V262L22 264H37L35 262H33V263L31 262L30 257H29L30 251H28L29 249L28 248H27V250L22 249V247H24V248L27 247L28 243L23 244L25 246H22L21 245L22 243L20 244V237H19L20 235H18V234H21V233L19 231H17L16 228L13 226L15 224V223L13 224V219H12V221L9 222L6 217H4V218H6L7 220L6 219L3 220L2 216H0ZM31 217H30V219H32L33 222H35L34 220L42 221L44 219V218H42V220H40L41 218L38 219L35 215H34V218H33V215H31ZM130 217H133V216H130ZM144 217H142V218H144ZM149 217H152V214H150ZM159 217H156V218H159ZM161 217H163V216H161ZM96 218H94V219L96 220ZM189 218H188V220H190ZM196 219H191V220L195 221ZM210 219H213V220H210ZM219 219H221V218H219ZM150 220H154V218L148 219V217H146V221H147L146 223H148ZM156 220H159V219H155V221ZM186 220H187V218H186ZM221 220H224V219H221ZM221 220H219V221H221ZM50 221H51V219H50ZM50 221L49 220L47 221L45 219L43 222H46L45 225L50 226L49 224H47ZM141 222H142V219H141ZM156 222H158V221H156ZM168 222H172V223L169 224L170 225L169 227H166V226H168V224H167ZM215 223H217V222L216 221L214 223L212 222V224H215ZM3 224H1V228H0L1 230L5 227V226H3ZM154 224H156V223H154ZM203 224H200V226ZM36 225H38V224H36ZM45 225H42V226L45 227ZM171 225H174L173 227H177L179 230H182L184 235L187 236V237H185V236H183V233H180V231H177L178 236L176 238H174V236H173V238L175 239V241H177L175 243H178V244L173 243L174 240L170 238L171 237L170 235H173V234L177 235V234H175V231L177 229H174L173 234H169V233H171V230L165 231L166 229H164V230L162 229V228H164V226L166 228L170 229ZM15 226H17V225L15 224ZM39 226L41 227V225H38V227ZM145 226H144V229H145ZM147 226L148 227H146V228H148V229H145V230L149 231V224H147ZM150 226H153V224H150ZM33 227L35 228V226H33ZM195 227H194V229H195ZM28 228L31 229L32 227H28ZM99 228L101 229V226H99ZM105 228L102 229V231L105 230ZM114 228H115V231H113ZM6 229H7V227H6ZM38 229H40V228H38ZM54 229L56 230V228H54ZM95 229H97V228H95ZM95 229L93 230V232L95 231ZM152 229H150V230H152ZM171 229H173V228H171ZM206 229H210V231H212V232L210 233V231L209 230L207 231ZM43 230H41V231H43ZM47 230L50 231L52 229H50L48 227ZM3 231H4V229H3ZM20 231H21V228H20ZM87 231L90 232V229ZM200 231H201V229H200ZM2 232L0 231V234H2ZM28 232L30 233L31 231H28ZM36 232L39 233V230ZM95 232H97V231H95ZM98 232H99V230H98ZM3 233H4V235L7 234V232L6 233L3 232ZM38 233H36V234H38ZM41 233H44V232H41ZM69 233H74V232L72 231ZM90 233H92V232H90ZM179 233L182 236L179 237ZM223 233H224V231H223ZM30 234H32V232ZM4 235H2V236L4 237ZM39 235L40 234H38L37 236H39ZM80 235H82L81 232H80ZM83 235H85V234H83ZM83 235H82V238H83ZM207 235L210 237H214V238H212V241H210V242L206 241ZM221 235L225 236L228 234L224 233ZM235 235H237V234H235ZM6 236L9 238L10 234L8 233V235H6ZM21 236H23V234ZM33 236H35V235H33ZM44 236H47V235H44ZM44 236H43V238H44ZM51 236L53 237V234ZM72 236H74V235H72ZM86 236H89V235H86ZM86 236H84L85 239L83 238L85 241H87ZM94 236L97 237L98 235H94ZM124 236H123V238H125ZM147 236L148 235H146V237ZM149 236H151V234H149ZM154 236L157 237L156 234ZM216 236H217V238H216ZM242 236H240V237H242ZM7 237H5V238H7ZM24 237H26V236L24 235ZM68 237H70V236H68ZM89 237H87V238H89ZM188 237H191L190 241L192 240V242H186V240L189 239ZM227 237H229V239H233L235 241V239L232 238L233 236L231 237V235H230V236H226V238ZM237 237H238V235H237ZM0 238H1V236H0ZM61 238L64 239L63 236ZM73 238H72V240L70 239V242L74 241ZM119 238H121V236ZM148 238H151V237H147V239ZM226 238H223V239H226ZM2 239L3 238H1V240ZM21 239H23V238H21ZM37 239L38 238H36V240ZM90 239H89V242H90ZM223 239L221 238V241H219V242H223V243L227 242V241H224ZM26 240H24V241H26ZM79 240L78 241L76 240V242L81 243V242H79ZM84 240H82V241L85 243ZM210 240H211V238H210ZM233 240H231V241H233ZM66 241L67 240H65V244H66ZM28 242H31V241H28ZM57 242H58V240H57ZM59 242L61 243V241H59ZM144 242H145V236H144ZM24 243H26V242H24ZM186 243H192V245L189 244L190 248L186 247L188 245ZM229 243L231 244L230 241H229ZM236 243H239V242L235 241V245H236ZM72 244H75V245H70V246H72L71 248H79V247H76V243L72 242ZM85 244H87V242ZM216 244H218V243H216ZM224 244L227 245V243H224ZM230 244L228 245L229 248H231ZM219 245H220L219 246L220 248H218V249H224L225 250L227 248L228 251H226V252L231 251V253H228V254H225L226 252L224 251L225 253L222 254V256H224V255L230 256V254H232L233 249H229L227 246H224L223 244L222 245L226 248L222 247L221 244H219ZM148 246H145L144 248H146V250H148ZM236 246H238V245H236ZM236 246H234L232 244V247L236 248ZM48 247H51V246H48ZM61 247H63V246H61ZM82 247L83 246H80L81 249H82ZM84 247H85V245H84ZM246 247H248V246H246ZM138 248H143V247L139 246ZM173 248H174V246H173ZM9 249L0 246V264H14L16 262V260H13L14 256L11 257ZM13 249L15 250L14 247H13ZM143 249H141V252L137 251L138 253L143 254V257L140 256V254H137L138 256H140L142 258H144L145 253L147 252L146 250L142 251ZM214 249H216V248H214ZM236 249H235L236 251L243 252V250H238L240 248H236ZM194 250H196V252H194ZM203 250L200 253L201 256H202V253H205V252H203ZM39 251H40V249H39ZM220 251L223 252V250H220ZM11 252H13V250H11ZM79 252H81V251H79ZM31 253L33 255V252H31ZM35 253H38V252L35 251ZM130 253L134 254V252H132V251ZM243 253H245V252H243ZM234 254H237V253L234 252L232 255H234ZM116 255H115V258H117ZM128 255H130V254H128ZM212 255L213 254H211V256ZM238 255H239V253H238ZM30 256H31V254H30ZM44 256H46V255H44ZM68 256H67V258H69ZM206 256L208 257L209 254ZM226 256H224V257H226ZM64 257H66V256H64ZM145 257H147V256H145ZM214 257H217V255ZM234 257L232 256L230 258L234 260L235 259ZM259 257H261V256H259ZM55 258H57V257H55ZM118 258H119V256H118ZM201 258H203V257H201ZM230 258H227V259L230 260ZM263 258H260V260L258 259L259 261L262 260L260 262L261 264L263 263ZM111 259H113V260H111ZM111 259H110L111 261H114V262L117 261V259L116 260H114V258H111ZM227 259H224V260H226V261H224L225 262L224 264H230L231 263L230 261L227 262ZM236 259L241 260L240 257L236 258ZM136 260H137V258H136ZM199 260H200V258H199ZM221 260H222V258L220 257V260L218 263L223 264V261H221ZM255 260H256V262L259 263V261L257 259H255ZM235 261H237V260H235ZM235 261H232V262H235ZM245 261L246 260H244V264H245ZM67 262H64V263L56 262V263H60V264L66 263L67 264ZM201 262H204V261L200 260V263ZM240 262H241V264L243 263L242 261H239V263ZM254 262L255 261H253V263ZM126 263H129V262L126 261ZM136 263L137 262H135V264ZM207 263L209 264V261ZM211 263L212 262H210V264ZM247 263L249 264L252 262L250 261ZM16 264H19V263L17 262ZM84 264H86V262ZM233 264H235V263H233Z\"/></svg>","mask_w":264,"mask_h":264},{"label":"rangeland","instance_id":"obj_2","mask_svg":"<svg viewBox=\"0 0 264 264\" xmlns=\"http://www.w3.org/2000/svg\"><path fill=\"white\" fill-rule=\"evenodd\" d=\"M9 2V4L8 3H6V2ZM7 1H2V3L4 2V7L3 6H1L0 8L2 9H6V10H1L0 9V11L1 12H3V14L1 13V16H2V18H0V31H1V29H3L4 27L3 26H7V28L5 27V29H3V31H1L0 32V42H2V43H0V45L1 44H3V42H5V40H2V38L3 39H6V41L8 42L9 40H7V39H11L10 41H9V44L11 43H13L15 40H13V38L15 39V37H12V36H14L11 32H14L15 33V31L18 29V28H21V26H22V21L24 20V19H26L27 18V21H30V23L31 22H33V21H35V20H33V19H36L37 17H38V19L39 18H42L43 19V17L44 16H48V15H52V14H54L53 15V17L54 18H57L58 16H55V15H60L59 17H58V19H60L61 17L63 18V19H60L61 21H69V22H65V23H69L70 24V17H68V15H66V10H67V8H66V6H65V4H64V1L62 2L61 0H57V2H59V5H60V7H57V6H55V5H53V4H48L47 3V5H44V4H46V3H44L42 0H40L41 2V5L40 4H38L39 3V0L38 1H36V0H30L31 2H30V4L32 3V5L31 6H36V4L37 5H40L41 7L43 6V8H41L40 6V9L39 8H34V10L37 12V13H41V15H37V17H26V18H22V20H21V18H20V16H22V14L20 15L19 13L21 12L20 10H17L16 9V7L14 8V6H16V5H14L13 3L15 2L16 4H18L19 2H25V3H28V1L27 0H18V2H16L17 0H7ZM110 1H113V2H117L118 3V1H121V3L119 4V5H121L122 3L124 4H126L127 6H129V7H127L128 9H126V7H125V4H124V8H123V6H117L118 8L117 9H115V11H113V18L114 17H117V18H114V19H112V18H110L111 16H110V14L109 13H105V15H101L103 18H106L105 20L107 21V23H106V21H103V22H101L100 21V19H98L97 21H95V24H97V23H101L102 25H100V27H99V24H97V25H94V26H97L98 27V29L101 31H103V33H106V34H102V32H100V34H102V36H107V37H105L106 39H108V37H113V36H115V32H116V34H118L122 39H118L119 41H117V39H115V40H113L112 38H109L108 40H106L105 42H104V37H100L99 35H97L98 33H95V32H98V31H95L94 32V35H96L95 37H96V46L95 45H93L92 46V49H95V48H98L99 46H98V44L99 45H101L102 47H104L105 45H108V46H110L111 45V42H113V43H115V44H113V46H116L117 45V47H119V48H116V50H113V48H115V47H112V45H111V49L113 50V52H115L116 54L118 53V54H120V53H122V50L120 51V50H118V49H121L120 48V46H123V43L125 42L126 43V41H125V39H124V42H120V41H122L123 40V37L125 36V34H128V31H126V29L124 30V29H120V28H117V29H113V26H111L110 25V23H112V20H115V19H119V20H125V21H128V22H133V21H131V19H133L132 18V16L130 15L131 14V12H133V11H136V10H144L145 9V7L143 6V5H145L146 3H145V0H140L139 1V3H135V1L137 2L138 0H110ZM123 1V2H122ZM129 1L130 3H131V5H129V4H127V2ZM134 1V2H133ZM157 1V2H156ZM167 1H171V0H167ZM186 1H188V0H185V2ZM189 1H191V0H189ZM261 1V0H260ZM11 2H13V3H11ZM61 2L63 3V4H61ZM259 2V1H258ZM140 3H145V4H140ZM153 5L155 6V7H161L162 5H163V3L162 2H160V1H158V0H153ZM155 3H156V5H155ZM29 4V3H28ZM34 4V5H33ZM43 4V5H42ZM157 4H160V5H157ZM9 5V6H8ZM10 5H13V6H10ZM80 5V4H79ZM78 5V6H79ZM53 6H55V7H53ZM81 6H83L82 8H84L85 6L84 5H82L81 4ZM81 6H79L80 8H81ZM134 6H136V8L137 9H131V8H135ZM141 6H143V7H141ZM77 7V6H76ZM79 7H77L78 9H80ZM122 7V9H125V11L124 10H122V9H120ZM143 8V9H141V8ZM51 8H53L54 10H57V11H55L54 12V10L53 9H51ZM57 8H60L59 9V12L61 11V13L63 12V11H65V12H63V14H61V13H59L58 12V9ZM62 8H65V10L64 9H62ZM182 8V7H181ZM38 9V10H37ZM43 9H45V10H43ZM62 9V10H61ZM120 9V10H119ZM49 10V11H48ZM128 10V11H127ZM131 10H133V11H131ZM44 11L46 12V13H44ZM119 11H124V14L122 13V12H119ZM7 12H10L9 13V15H7L8 13ZM14 12H16V14H18V15H16V14H14ZM67 12H68V10H67ZM126 12V13H125ZM128 12V13H127ZM4 13H7V14H5L4 15ZM12 13V14H11ZM36 13V14H37ZM48 13V14H47ZM147 13V12H146ZM36 14H35V16H36ZM150 13H147V14H145V17H147L148 19H151V18H149L150 17V15H149ZM13 15H15V16H17V17H13ZM107 15H108V17H107ZM149 15V16H148ZM24 16V15H23ZM39 16H42V17H39ZM68 17L67 19H69V20H67V19H64V18H66V17ZM126 16V17H125ZM152 17V16H151ZM18 18H19V22H18ZM110 18V19H109ZM3 19H5V20H9V21H4ZM41 19V20H42ZM53 20V19H52ZM50 20L49 21V23H47V21H45V23H46V25H47V27H48V29H49V31L47 32V34L46 35H48V34H50L53 30H56V29H58L60 26V23H61V21H59V20H57V19H55V20ZM111 20V21H110ZM15 21H16V23H15ZM55 21H58V22H55ZM7 22V25H5L4 23H6ZM9 22V23H8ZM13 22V23H12ZM43 22H44V20H43ZM52 22V23H51ZM54 22L55 23H57V25L56 24H54ZM60 22V23H59ZM34 23V22H33ZM32 23V24H33ZM65 23H63L62 22V24H65ZM13 24H16V25H13ZM139 26V24H136L134 27H136V28H134V27H132L133 29H134V31H136V32H134V33H132L131 32V34L132 35H135V33H145L144 34V36H148V33H151V31L153 30V31H155V30H158V31H160L161 30V28L159 27V26H155V27H153L152 29H150V30H147V29H144V27L146 28V23H145V21L143 22V24L141 23L140 24V26H142L143 27V29L141 28V27H138ZM11 28H10V27ZM56 26V28L54 29L53 27H55ZM59 26V27H58ZM103 26H106V27H108V26H110V27H108V28H103ZM58 27V28H57ZM96 27V28H97ZM158 27V28H157ZM83 28H86V27H83ZM95 28V27H94ZM109 28H111L110 30H109ZM137 28H140L142 31H138V30H140V29H137ZM7 29H11L10 31L11 32H9V33H6V31H7ZM87 29V28H86ZM85 29V30H86ZM108 29V30H107ZM133 29H131V30H133ZM160 29V30H159ZM8 30V31H9ZM88 30V29H87ZM86 30V31H87ZM93 30H96V29H93ZM109 32H107V31ZM115 30V31H114ZM26 31H27V33H26ZM26 31H24V30H21V33H22V35L23 36H26V37H29L30 36V34L32 35V33H31V31H29V30H26ZM86 31H84V29H83V32L85 33ZM119 31H121V33L119 32ZM124 31V32H123ZM112 32V33H111ZM156 33H159V32H157V31H155ZM6 33V34H5ZM123 33H125V34H123ZM156 33L154 34V35H156ZM110 34H112L111 36H109ZM4 35H8L10 38H8V36H4ZM137 35V34H136ZM97 36H99V37H97ZM118 36V37H119ZM153 36V35H152ZM157 37H155V36H153V37H155V38H157V40H155V38L153 39V41H155V42H151V41H148L146 44H147V46H148V44L150 43L151 44V46H154V48H155V50H154V52L156 53L159 49H160V47H161V49L162 50H160V52L161 51H163V52H161L162 53V55H160V52L158 53V57H156L158 60H160V61H158V64H159V67L160 68H155V67H157V66H155V67H152L151 68V70L152 71H150V73H148V74H146L147 76L150 74V76H152V77H155L156 79L157 78H159L158 80H156V79H154V81H155V83H161L162 81L164 82L165 81V78H166V76H167V73H163V77L161 76V77H156V76H154V75H158L159 76V73H161L162 72V67L160 66V62L162 63V64H164L163 62H167L169 59H170V57L172 56V58L173 59H176L177 58V55L176 54H170L171 53V51L167 48L166 49V46L165 45H163V44H161V41H160V38L158 37V35H156ZM102 38V39H101ZM114 38V37H113ZM149 38V37H148ZM38 41H31L32 43H34L33 45H34V47H37L38 46V44H40V42H41V40L40 39H37ZM100 40H102L101 42H104L103 44H105V45H103L102 43H100L99 41ZM110 40V41H109ZM112 40V41H111ZM68 41L69 40H65L64 41V43H63V41H61V40H57L56 42L57 43H59V47H60V49L61 50H64V51H60V55H62L63 56V60L64 59H68L69 58V61L72 63V62H74L75 63V65L73 66L72 65V67L74 68V69H72L73 71H75V72H73L72 71V74H70V75H68V76H65V80H64V83L66 84V83H68L70 80H72V82H70V83H72V84H70V83H68V85H66V86H64L65 84H63V86L66 88H68V87H71V89H72V91L73 90H75V91H73L75 94H74V96H78V97H83L84 98V100H85V97L83 96V95H85V94H87V95H89V94H91L90 96L91 97H93V95H94V93H96L94 96V98H91L90 99V97H88L89 98V100H93L94 99V101H91V102H98V103H96L97 105H93V106H95V108L93 109V111L95 112V110L96 111H105V112H99V113H101V114H99V116H101L102 117V115L103 116H105V118H103L102 117V121L103 120H105L106 119V117H107V119H106V122H110V123H107L108 125H110V127H113L114 128V130H116L117 128V130H122L123 128L122 127H124V125H125V127H126V125L128 126V125H133V122L135 123L136 122V124H137V121H139L140 123H141V126L142 125H144L146 128H144V126H142L141 128L145 131V132H148V130L150 131V129H152V126L150 127V126H148L147 124L145 125V124H143V120H142V117H138L139 119H137L136 117L133 119V118H130L128 121H130V123L128 122V121H126L125 119H121L120 121H124V123H123V121L120 123L119 122V119L120 118H117L116 116L117 115H120L119 117H121V115L123 114V111H121V109H119L118 107L120 106V108L122 107L121 105L123 104L122 103V100H120L121 98L123 99V97H126V96H124V95H127V97H129L130 95H129V93L128 94H126V91H125V86H124V88H122V86H121V88H120V86H119V84H120V82L122 81V82H126L125 80L123 81V79H121L120 78V80H119V78H116V79H114L113 80V77L112 76H110V73L108 74V69H106V68H104V69H106V71L101 67H98V68H100L99 69V71H98V73H96L95 74V72H97V70H94V69H97L96 67H97V65L96 64H98L97 62L95 63V59H97L96 57H92V60H93V62H89V61H92V60H89V58L91 57V56H93L92 54H90V53H88L87 52V50H88V47H83V50H80L79 51V55H76L75 56V53H74V51H73V49L71 48L72 47V44H68ZM160 43H159V42ZM36 42L38 43V44H36ZM61 42V43H60ZM107 42L109 43L110 42V44H107ZM156 42H158L159 43V46H158V44H155V45H157V46H155L153 43H156ZM203 42H207V43H210L209 42V40L208 39H204L203 38ZM69 43H70V41H69ZM98 43V44H97ZM119 43H121V44H119ZM204 43V44H205ZM7 44V45H6ZM8 43H5V45L6 46H4L5 48L3 49V48H0V50H3L4 52H6V50H8V52H9V54H8V52H7V54L6 53H4L3 51H1V52H3V54H4V56L2 55V54H0V72H1V74H0V79H2V78H4V77H8V76H5V75H8V74H5V73H3V71L4 72H7L8 70H7V66H8V64L9 63H11L12 61H13V58L16 56V52H12V51H10V47H7L8 45H9ZM10 44V45H11ZM70 45L71 47H68V45ZM150 44H149V48H150ZM161 44V45H160ZM9 45V46H10ZM61 45V46H60ZM63 45H65V46H63ZM2 46V45H1ZM0 46V47H1ZM2 46V47H3ZM85 48V49H84ZM153 47H151V49H152ZM153 48V49H154ZM158 48V49H157ZM6 49V50H5ZM81 49H82V47H81ZM157 49V50H156ZM66 50V51H65ZM70 50H71V52H70ZM84 50H86V53L84 52V54H81L80 55V53H83V52H81V51H84ZM69 51V52H68ZM116 51H118V52H116ZM120 51V52H119ZM34 52V53H33ZM37 52V49L36 50H34V51H32L31 52V54H37L36 53ZM63 52H64V54H63ZM11 53H13V54H11ZM68 53V54H67ZM89 55H88V54ZM156 53V54H157ZM8 55V56H10V57H12V58H10V57H7L6 55ZM70 54V55H69ZM169 54V55H168ZM35 55H33V56H35ZM64 55H67V56H64ZM91 55V56H90ZM163 55H165V56H163ZM62 56H60V58L61 59H59V60H57V62L58 61H60V63L58 62V64L60 65V64H62L61 66H64V61L62 60ZM80 56H82L81 57V59H80ZM84 56H86V58H84ZM87 56H89V57H87ZM95 56V55H94ZM161 56H163V57H168V58H163V57H161ZM170 56V57H169ZM4 57H6L5 59H4ZM66 57V58H65ZM75 57V58H74ZM8 58V59H7ZM10 58V59H9ZM161 58V59H160ZM7 59V60H6ZM12 59V60H11ZM81 61L82 62V64L78 61ZM85 59V60H84ZM168 59V60H167ZM5 60V61H4ZM89 60V61H88ZM98 60V59H97ZM96 60V61H97ZM63 61V62H62ZM85 61H88V63H84ZM1 62H3V63H5V64H2ZM77 62H78V65H77ZM165 62V63H166ZM90 63V65H88ZM91 63H93V64H91ZM73 64V63H72ZM81 64V65H80ZM3 65V67H1ZM29 67H28V66ZM27 65H23V66H19L17 69H19V71H17V70H15L18 74H15L16 72H14V76H12V78L11 79H8L7 81V83H9L10 85H7V84H0V129H2L4 132H0V133H2V135L0 134V144H6L7 142L9 143V139H11L10 137H13L16 141H17V139L18 140H25L26 138H28L29 137V139L30 138H32L33 136L35 137L34 139H38V138H41V140H49L48 139V137H53V135H52V133L50 132V131H52V130H50L51 129V127L53 128V126H55L56 124H59V122H58V120H62L65 116H63V115H71V114H75V115H81V117L82 116H84V114L83 113H86L85 111H83L84 109L83 108H80V109H77L75 106H70L69 108H72V107H74V108H72L71 110L69 109V108H66V110H56V109H61L60 108V106L59 105H57V103L54 101L55 99H51V97L47 100V98H45L44 96H42V97H40V98H38V99H35V96L34 95H36V94H33V93H37V92H39L40 91V89L42 88V86H43V79H44V77H43V75L40 73V74H35V72L34 71H30V69H32L33 68V66H31L32 68H30V64H27ZM96 67H95V66ZM78 66V67H77ZM89 66H91V67H93L94 69H87V70H93V71H95V72H93V73H89V71L87 72V70H86V68H89ZM76 67L77 68H80L81 70H79V69H76ZM118 67V66H117ZM24 69V70H23ZM28 69V70H27ZM76 69V70H75ZM116 69H118V68H116ZM159 69V70H158ZM32 70H34V69H32ZM77 70H79V71H81V72H79V71H77ZM100 70H102L101 71V73L99 74V72H100ZM161 70V71H160ZM105 73H104V72ZM108 71V72H107ZM34 72V73H33ZM76 72H78V73H76ZM91 72V71H90ZM107 72V73H106ZM159 72V73H158ZM5 74L4 76H3V74ZM8 73V72H7ZM32 75H31V74ZM37 73V72H36ZM39 73V72H38ZM103 73V74H102ZM155 73H157V74H155ZM33 74H35L34 75V77H33ZM80 74H81V76H80ZM87 74V75H86ZM92 74H94L95 76H98L99 75V79H101V78H103L104 79V77H105V79H104V81L106 80V78H108L109 77V82H108V80H107V82L105 81L103 84H100L99 82H103L102 80L103 79H101V81L99 80V82H96V81H98V79L97 80H95L94 78H93V75ZM105 74H107V75H105ZM191 74H193V73H191ZM19 76V78H20V76H21V79H17V76ZM36 75H39V76H36ZM78 75V76H77ZM84 75V76H83ZM134 75H136L135 73L133 74V76ZM146 75H144V77H147ZM36 76V77H35ZM103 76V77H102ZM132 76V77H133ZM138 76V75H137ZM165 76V77H164ZM69 77V79H66V78H68ZM80 77H81V79H80ZM84 77H87V79L86 80H84L85 78ZM90 79H89V78ZM91 77H92V79L94 80V81H92V79H91ZM134 77H136V76H134ZM199 77H201L200 75L198 76V77H196V76H194V77H191V78H199ZM23 78V79H22ZM71 78V79H70ZM79 78V79H78ZM83 78V79H82ZM110 78H112V79H110ZM115 78V77H114ZM15 79V80H14ZM17 79V80H16ZM76 80L75 82H73V80ZM132 79H136V78H132ZM10 80V81H9ZM14 80V81H13ZM22 80H24V81H22ZM89 80V81H88ZM111 80V81H110ZM117 80H119V81H117ZM141 80V78L139 79V77H138V80H129V82L131 81L132 83H126V88L128 89H131V90H129V92H130V94H133V93H139V94H134V98L136 99L134 102H132L133 103V105L135 104V102H138V103H140V102H142L141 104H139L140 106L143 104V102H144V104L146 105V104H148V102L146 101V98H144V97H140V96H145L144 95V93L143 92H141L140 90V86H141V84L139 85V84H135L136 86H138V88H136V86H134V89H138L139 91H133V92H131L132 90H134L133 88H132V86L133 85H131V84H134V82L133 81H137V83H139L138 81H140ZM21 81V82H20ZM30 81H31V83H30ZM82 81V82H81ZM85 81V83H83ZM173 81V82H172ZM171 82L172 83H174V85H171V82L167 85V88H168V86H169V88L171 89V86H175V84H181V82H180V79H178V80H172ZM179 81V82H178ZM15 82V83H14ZM28 82V83H27ZM87 82V83H86ZM88 82L90 83V84H88ZM93 82H96L97 84H96V86H95V88H96V90L99 88H101V86H103V89L102 90H99L98 89V93H100V97L99 96H96L97 95V92H95L96 90H94L95 88H94V85H93ZM111 82H114L113 84L114 85H112V83ZM116 82V83H115ZM162 82V83H163ZM229 81L228 80H226V79H222V82H221V85L224 87V88H226V89H228L229 88V83H228ZM17 83H19L20 85H18ZM23 83V84H22ZM35 83V85H33ZM75 83H77V84H79V85H75ZM109 83H111L110 85H107V84H109ZM119 83V84H118ZM136 83V82H135ZM12 84V85H11ZM75 85V86H72V85ZM99 84V85H98ZM115 84L117 85L118 84V88L120 89V90H122V89H124V90H122L123 91V93L122 92H117V91H120V90H118V88H117V86H115ZM178 84L175 86V88H172L173 90H171L172 91V95H174L173 94V91H175L174 89H176L177 88V86H178ZM225 84H227L228 85V88H227V86L225 85ZM2 85V86H1ZM27 85H33L32 86V88L34 89V88H36V86L38 85L39 86V88H37V89H39V90H37V89H35V90H31V88H30V86H27ZM71 85V86H70ZM82 85V86H81ZM86 86V88H85V86ZM88 85H90L91 86V88H89V86ZM15 86H17V88H15ZM92 86H93V89H92ZM105 86H106V88L108 89V86H110V90H105L106 88H105ZM112 86H114V92H113V94L111 93L112 92ZM19 88V89H18ZM117 88V89H116ZM94 90V91H92V90ZM90 90V91H89ZM117 90V91H116ZM35 91V92H34ZM110 93H109V92ZM170 91V90H169ZM170 91V92H171ZM226 91H228V90H226ZM2 92V93H1ZM28 92H29V94H28ZM77 92H78V95H77ZM88 92H91V93H89L88 94ZM92 92H94V93H92ZM230 92H232V89L230 90ZM4 93V94H3ZM14 94V97L12 98V95ZM26 93V94H25ZM108 95V97H107V95ZM115 93H118L117 94V96H115ZM141 93H143V94H141ZM176 93V92H175ZM105 94V95H104ZM119 94H120V97L121 96H123V97H119L120 99H117L116 97H118L119 96ZM122 94V95H121ZM7 95H10V96H7ZM18 95V96H17ZM19 95H21V96H19ZM32 95L34 96L33 97V99H32ZM99 95V94H98ZM112 95V98L114 99V98H116L117 100H115L114 99V101H120L119 103V105H114V103H113V100H111L112 98L111 97H109V96H111ZM135 95L137 96H139L140 98L139 99H145V101L147 102V103H145V101H143V100H139L138 98H136L135 97ZM4 96H6V97H4ZM25 96H26V98H25ZM10 97H11V99H10ZM28 97H30V98H28ZM78 98L79 100L80 99H83V98ZM104 97H107V98H111V99H109V100H107V99H105ZM131 97L132 96H130L129 98L131 99ZM5 98V99H4ZM53 98V97H52ZM133 98V97H132ZM8 99V100H7ZM42 99H45V100H42ZM96 99V100H95ZM97 99H100V101L99 100H97ZM4 100V101H3ZM21 100H22V102H21ZM40 100L41 102H43V105H42V103L41 102H38V101ZM78 100V101H79ZM104 100V101H103ZM107 100V101H106ZM138 100V101H137ZM46 101V102H45ZM81 101H83V100H81ZM103 101V102H102ZM106 101V102H105ZM110 101V102H109ZM8 102V103H7ZM21 102V103H20ZM31 102H34V104L33 103H31ZM6 104V106L4 107V105ZM55 105V106H53V104ZM56 103V104H55ZM95 103H92V104H95ZM101 103H103V104H101ZM104 103H106L105 104V107H104ZM110 103H113V105L115 106L114 108H117V110H114L112 107H113V105L112 106H110V105H108V104H110ZM138 103L136 104L137 106V108L136 107H134V111L136 112V113H138V114H140V112H141V110L140 109H142L143 110V108L144 107H146L147 106V108H148V105H146V106H143V108L142 107H140V106H138ZM8 104V105H7ZM15 104H18V105H15ZM22 104H26V106L27 105H29V104H32V106L31 105H29L30 106V108H29V106H27L28 108H26V106H24V105H22ZM117 104V103H116ZM16 107H15V106ZM103 105V106H102ZM17 106H21L20 107V109H23V110H17L16 108H19V107H17ZM22 106H24V108L22 107ZM34 106V107H33ZM42 106V107H41ZM48 106H50V107H48ZM33 107V108H32ZM45 107V108H44ZM48 107V108H47ZM102 107H103V109H102ZM109 107H111V109H109ZM140 107V108H139ZM26 108V109H25ZM47 108V109H46ZM54 108V109H53ZM111 110V112H114V111H119V112H114L115 114H117V115H115V116H113L112 114L113 113H110V111L108 110ZM154 109V107H150V111H153V109ZM5 109V110H4ZM38 109V110H37ZM68 109V110H67ZM98 109V110H97ZM119 109V110H118ZM32 110V111H31ZM35 110H37V111H34ZM43 110V111H42ZM55 111L56 110V112L55 113H53V111ZM69 110L70 111H72L71 112V114H70V112H69ZM76 110H78V111H76ZM11 111V112H10ZM22 111V112H21ZM25 111V112H24ZM29 111H30V113H29ZM39 111V112H38ZM46 111H48L47 113H46ZM49 111H51V112H49ZM83 111V112H82ZM37 112V113H36ZM42 112V113H41ZM44 112L46 113V115L44 114ZM63 113L62 114V117H61V114L60 113ZM64 112H67V113H64ZM76 112H78V113H76ZM107 112V113H106ZM108 112H109V114H111V116L113 117H111L110 115H108ZM120 112H121V114H120ZM2 113V114H1ZM18 113V114H17ZM21 113V114H20ZM24 113H28V115H23ZM31 113H32V115H31ZM40 113V115H38ZM50 113H52V114H50ZM211 113V112H210ZM213 113V112H212ZM11 114V115H10ZM33 114H35V115H33ZM8 115H10V116H8ZM17 115H19V116H21L20 117V120H19V116H17ZM23 115V116H22ZM30 115V116H29ZM48 115V117H46ZM50 115H51V117H50ZM56 115V116H55ZM58 115V116H57ZM86 115V114H85ZM6 116V117H5ZM27 117L29 118V120H31V121H27ZM36 117V118H35ZM117 118V120H115V122H116V125H117V123H118V126H116L115 124H114V122H111V121H109V120H113L114 121V119H116ZM198 118H199V116H197ZM202 117H204V116H202ZM44 118V119H43ZM83 118H85V117H83ZM93 118V117H92ZM123 118H124V116H123ZM161 118H163L165 121V123H166V126L167 125H169V120L167 119V118H165V117H161ZM3 119V120H2ZM11 119V120H10ZM14 121H13V120ZM24 119H25V121H27V122H25L24 121ZM35 119V120H34ZM37 119H39V120H37ZM54 121H52V120ZM86 119V122H89L90 123V120L89 119H91V118H85ZM88 119V120H87ZM95 119V118H94ZM135 119H137L136 121H135ZM162 119V120H163ZM5 120H7V121H5ZM92 120V119H91ZM160 118H159V124H157V127L159 128V126H161L162 128H165V129H167L166 127H163L164 125H165V123L162 121ZM168 120V121H167ZM254 120H255V122H257L258 123V125H261L262 123H263V121H264V112H257V116H256V114L254 115ZM2 121V122H1ZM5 123H4V122ZM21 121H24L23 123H21ZM37 121V122H36ZM40 121V122H39ZM43 123H42V122ZM96 121V120H95ZM131 121H132V123H131ZM167 121V122H166ZM9 122V123H8ZM30 122V123H29ZM36 122V123H35ZM52 122V123H51ZM93 123H90V124H94V125H92V126H95V124H96V122H94V121H92ZM127 122V123H126ZM138 122V124L140 125V123ZM210 122V121H209ZM207 123V122H203L202 123V125H207V126H210L213 122L211 121V123ZM35 123V124H34ZM40 123H42L44 126H42ZM49 124L50 125V123H51V125L52 126H47V124ZM53 123L55 124V125H53ZM112 123L116 126H112ZM261 123V124H260ZM32 124L34 125V126H32ZM39 124V125H38ZM90 124H88V125H90ZM160 124H164L163 126L162 125H160ZM25 125V126H24ZM29 125H30V127H29ZM119 125H123V126H121V129H119ZM257 125V124H256ZM1 126H3L2 128H1ZM27 126V127H26ZM40 126H42L43 128L45 127V126H47V127H50V129L48 128V129H46V128H38V127H40ZM8 127V128H7ZM29 127V128H28ZM31 127H32V130H34V131H32V132H30V134L28 133L29 131H31ZM36 127V128H35ZM159 128V129H162V128ZM19 128V129H18ZM25 128H27V131H26V129ZM150 128V129H149ZM24 129V130H23ZM39 129H41V130H39ZM165 129H162V130H165ZM258 129L259 128H257L256 130L258 131ZM261 129V128H260ZM2 130H0V131H2ZM46 130V131H45ZM48 130V131H47ZM255 130V131H256ZM7 131V132H6ZM36 131V133H34ZM254 132V134H255V136H257L256 134H258V135H260L262 132H263V130L261 129V130H259V131H262V132ZM48 133V134H45V133ZM130 133L131 132H136L135 130H133L132 129V131H129ZM17 133V134H16ZM28 133V134H27ZM129 133V134H130ZM208 133V132H207ZM206 133V134H207ZM260 133V134H259ZM83 134V133H82ZM84 134H86V133H84ZM83 134V135H84ZM99 134L100 133H97V137L99 136ZM133 134V133H132ZM217 134V135H216ZM253 134V133H252ZM45 135V136H44ZM5 136V137H4ZM8 136V137H7ZM37 136V137H36ZM132 136V135H131ZM219 135H218V133H215L214 134V137H218ZM50 138L51 140H53L54 138ZM83 136H80V138H79V140L77 139L76 141H77V145H79L78 144V141L80 142V143H82V142H84L85 141V139H84V141H82L83 140V138H82ZM9 138V139H8ZM12 138V139H13ZM257 138V137H256ZM255 137H254V140L256 139ZM4 139V140H3ZM13 139V140H14ZM33 139V138H32ZM82 139V140H81ZM99 138H97L95 141H97V142H95L98 146H101L102 145V147L103 148H107V142H104L103 140V138H101V139H99ZM7 142H6V141ZM81 140V141H80ZM102 140V141H101ZM260 139L259 138H257V140H255V142L256 143H258L257 141H259ZM98 142H99V144H98ZM102 143V144H101ZM104 143H106V146H104L103 144ZM254 144V148H248V150H250L249 152L250 153H248L247 152V150L245 151V155L246 156H250L251 158H255V157H258L257 155H253V154H259V148H260V146H259V144ZM258 145V146H257ZM84 146V144H82V147ZM126 147H128V148H131L132 149V147H130L128 144L127 145H125ZM29 147H32V145H30V146H28V150H29V154L31 155V148H29ZM125 147V150H129V149H127ZM147 147V146H146ZM144 147V149H145V151L146 152H144L143 150V152H141L142 153V155L144 154V156H141V153H140V156H135V157H133V158H131L133 155V152H132V150H130V153L131 154H128V152L129 151H127L126 153H127V155H130V157H128V158H131V160L133 161V163H134V165H136L135 167L134 166H131L132 168H133V170H131V172H125V171H130L128 168H130V169H132L131 167H130V165H128L129 163H126V161H127V157L126 158H123V159H121L123 156H125V155H123L122 154V152L120 153V152H117L116 151V149H118V151H120L119 150V148H117V146H115L114 147V149H113V151H107V152H105L106 150H104L103 148H101V149H103V151L101 152V153H99V152H96L95 154H94V158H98L99 160H98V163H95L94 161H96L97 162V160L95 159L94 160V158L92 159V157H91V159H90V161H88L89 160V158L87 159V160H85V162H84V165L86 166V165H88V166H90V167H94V168H96V165H97V167H99L100 166V164H101V159L100 158H102V157H96L95 155H99V156H101V155H103V153L105 154H108V152H110V154H108L109 155V157L111 158V157H113V159L114 160H112V163L114 162V164L115 163H117L119 166H122L123 164V161H125L124 162V167L122 166L121 168L123 169H119L118 170V168L117 167H119V166H116L117 164H115L114 166H112V168L113 169H115V168H117V169H115V170H113L112 169V171H117L116 172V174H118V173H121V174H123L124 172L126 173V174H128V176H130V177H126L128 180H126V181H124L123 182V187H125L124 185V183H128V182H130V183H128V185H130V184H132L133 186H134V183H137L138 182V186H136V184H135V186L134 187H132L131 185L130 186H126L124 189H125V194L123 195V196H125V198H122L123 196L121 195V196H119L118 197V195H115L114 193L112 194V193H105L104 192V188H105V186H107V184L105 183L106 182V176H107V174H104L105 176H103V175H100V177L102 178V179H104V180H102L101 179V183H103V185H105V186H103V185H101V183L99 182V184L98 185H101L102 187H104V188H102L101 186H100V188H102V189H100L99 188V186H98V188L96 187V188H94L93 190H91V191H94V192H92V193H94L93 195V197H95L96 198V195L98 194V193H96V192H100L98 195H97V197L99 196V195H101V193H103V195H106V197H108V195H110V198H106V200H105V197L103 196V195H101V197H104V200H105V202H106V204L104 203V206H103V212H106V213H110L109 211H111L112 213L111 214H107L108 216H115L116 214H114V213H116V212H118L119 214H121L120 212H123L122 214H125V217L126 218H130V219H135V221H137L138 222V220H136V219H138L137 217H141L142 215V217H144L145 215H144V213H143V211H145L144 209H146V208H143V206L145 207V205L143 204V203H140L141 201H143L144 200V203L146 202H148L147 204H151V202H152V204L150 205V207H148L150 210H154V208H156L155 209V211L156 212H154V213H150V212H152V211H150V212H147L148 213V215H147V213H146V216L144 217V218H139L140 219V223H138V225L141 227V229H143L142 230V235H143V233L144 232H146L147 234L146 235H148L147 237H151V238H148L147 239V237H146V235H145V233H144V235H143V238L141 237L137 242L139 243V244H136V251H134L135 249H133V250H131L132 252H134V254L133 253H130L131 251L130 250H127V247H128V244L127 245H123L126 241V243H128V240H127V238L124 236V235H121L120 234V236H121V238H119L120 236L118 235V237H116V241H117V239L118 240H120V241H117V245H118V247H120V243H121V249H120V251H122L123 253L124 252H126L125 254H122L125 258H123V257H121L120 255H116V254H114L111 250H108L107 252H106V256H107V258L109 259L108 261L110 262V264H135V262H137L136 264H155V263H153L151 260L150 261H148V255H147V253H148V251H149V242H150V240H153V239H157V240H154V241H158V245H160L161 244V240H162V238H160V237H163L162 235H160L159 233H152V232H154L153 231V229L154 228H156V229H154V230H156V231H159L160 229H158V228H160L159 226V224L157 225V223H160L159 221H161V218H163L162 220L163 221H166L167 220V217L164 219V217H165V214L163 213L162 214V212L161 211H163L164 212V209H163V205H165V203L163 204H159L160 206H161V208H160V206L157 208V207H154V205L155 206H158L157 204V202H159V203H161V201H163V200H159V201H157L158 199H157V197H156V195H152L153 193L155 194V189L156 188H159L158 186H155V183L153 182V178H151L152 176H149V174H151L150 173V171L152 170L151 168H153V169H157V168H159V170L160 171H162L163 172V170L162 169H164V172L165 173H167V171H168V173L170 172H172V169L174 168V167H176L177 166V164H179L177 167H180L181 165H184V164H182V163H177V164H175V165H172V164H170L171 162H168V163H164V164H155V163H153V160L151 159L152 158V156H150V155H152V153H151V150L147 147ZM256 147H258V148H256ZM79 148H81V145H79ZM149 149V150H148ZM256 149H258V151L256 150ZM100 150V149H99ZM98 150V151H99ZM219 150H221L220 151V153L222 152L223 153V151H226L225 149H222V148H220ZM114 151H116V152H114ZM150 151V152H149ZM255 151V152H254ZM147 152H149V153H147ZM253 152V153H252ZM98 153V154H97ZM147 153V154H146ZM29 154H26V155H24V154H17V155H15V157L17 158V159H19L20 161H17V159L15 160L16 162H21V163H25V162H28V161H32V162H35V161H37L38 159H37V156L35 155V154H33L32 155V157L31 156H29ZM70 154V153H69ZM148 154H149V156H148ZM162 155H163V153H161ZM249 154V155H248ZM73 155V156H72ZM72 155H69V156H71V157H73L72 158V160H75V157H74V153L72 154ZM117 157H116V156ZM118 155H120V156H122V157H120V156H118ZM132 155V156H131ZM48 157V159H52V154L50 153V152H46L45 153V157ZM47 157H46V159H47ZM70 157V158H71ZM118 157H120L119 159H118ZM145 159V161H144V159ZM136 158V159H135ZM215 158H217V157H215ZM112 159V158H111ZM218 159H219V157L217 158V159H214L215 161H213V162H215L214 164L216 165V167H217V165H220V164H222V162H223V160H221V159H219V161H218ZM34 160V161H33ZM93 160V161H92ZM121 160V161H120ZM130 159H128V161L127 162H130L131 161ZM221 160V161H220ZM87 161L88 162H90V163H92L91 165H89V163H87ZM100 161V162H99ZM131 161V162H132ZM135 161H137L136 163H135ZM143 161V162H142ZM152 161V162H151ZM139 162H141L142 163V165H144V163L145 164H147V166L145 165V166H141L140 165V163ZM218 162H219V164H218ZM184 163V162H183ZM55 164V166L57 165L56 163H54ZM121 164V165H120ZM138 164V165H137ZM148 164H149V166H150V169L149 168H147L148 167ZM155 166L156 165V167L157 168H155V167H153V165ZM99 165V166H98ZM125 165H127L128 166V168H127V166H125ZM133 165V164H132ZM163 165V166H162ZM166 165V166H165ZM223 165V164H222ZM226 165V164H225ZM225 165H223V166H220V169L222 170L223 168H225V169H223L224 170V172L223 171H221V173L223 172V173H225V171H226V173L225 174H227V176L230 178L231 176L230 175H228V172H227V166L225 167ZM138 166V167H137ZM142 167V168H140V167ZM253 166V165H252ZM71 167V166H70ZM70 167H68V168H70ZM89 167V168H90ZM171 167H173V168H171ZM222 167V168H221ZM63 167H61V165H57V169L59 170V172H60V169L64 172V171H66L68 168L67 167H65V169L63 168ZM87 168V167H86ZM120 168V167H119ZM143 168H145L146 169V171L147 172H145V170H143ZM219 168V167H218ZM252 168H255V166L254 167H251V169ZM4 170L2 171V178L5 180V178L7 179V178H11V175L9 174V171H8V168H3ZM6 169V170H5ZM39 169V170H38ZM169 169V170H168ZM58 170H57V172H58ZM136 170V171H135ZM137 170H141L142 172H141V174H143V172H145V173H147L146 175H144L143 174V176L145 177V176H147V178H144V179H147V180H145V182L143 181V179L142 180H140V182L138 181V180H136V179H132L131 177L133 176L132 174H134L135 173V175H134V178L136 177V172H137ZM158 170V171H159ZM171 170V171H170ZM41 171V168H36V173L38 174L39 172ZM61 171V172H62ZM69 171H70V169H69ZM159 171V172H160ZM60 172V174H58V175H61V174H63V175H65L64 177H62V175H61V177H62V179H64L65 181H66V184L64 185V181L61 179V185L62 186H60V185H58L59 187H54V188H56V190L53 188V190H54V192H56V194H55V196L56 197H58L59 199H61V200H63L62 199V197L67 193L66 192V189H67V191L68 192H70V194H74V193H72L73 192V190H72V187H71V185L69 184V180L70 179H73V180H75V181H82V180H84L83 178H82V176L81 175H77V174H72L71 172L69 173H67V172H64V173H61ZM115 172H110L108 175L109 176H107V177H112V175L115 173ZM161 172V173H162ZM164 172H163V174H164ZM222 173V174H223ZM68 174V175H67ZM69 174H71V175H69ZM116 174H114V175H116ZM130 174V175H129ZM7 175V176H6ZM20 175H22V173L20 174ZM18 176V182H16V183H14V187H13V189L14 188H18V190H15L14 189V194H12V193H10L8 196H7V199H6V201H5V207H7V208H9L7 211H5V213L7 214V216H10L12 213L14 214L13 216H11L9 219H8V217L7 216H5V214H3L2 215V213L4 212L2 209H4V206H1V205H3V204H0V208H1V210L3 211V212H1V214H0V216H2V219L3 220H5L6 218L8 219V221L10 222V221H12V219H13V224L15 223L17 226H15V224L13 225L15 228H16V230L17 231H19L21 234H18V235H20L19 237H20V244L22 245V246H25V245H23V244H27L28 243V245H27V247H22V249H26L27 250V248L29 249L28 251H30V254H31V256H30V254H29V257H30V260H31V262L33 263V262H35V263H37V264H60V263H56V262H62V263H64V262H67L69 259V261L67 262V264H70L69 262L70 261H72V259L68 256V254L65 252V250L67 249V248H70V249H73V250H75L76 252H78L79 254H81V255H85L86 254V250H87V248L89 247V245L91 244V242L93 241H91V239L92 238H94V239H96V240H100L101 238H107L106 237V235H108V233L106 234L105 232H106V230L108 229L109 231H110V227H107V229L105 228V227H102V224H100L99 225V223H98V225H94L93 224V221H94V223L95 224H97L96 223V221L97 220H99L98 218H96V217H94V218H96V220L93 218L92 219V223L90 224V226H92V228H90L89 227V229H90V232H92V233H90L89 231H87V230H89L88 229V227L86 228V229H84V230H82L81 231V229L79 230V229H76L74 226H72V225H69V226H65V227H61L60 229L58 228V227H54L53 226V228H52V226H51V224L52 223H54V224H56V221L58 220V218L57 217H54L53 218V215L55 214V213H57V214H60L59 212H61L62 211V207H63V205L61 204H58V203H60V202H62V203H64V201L65 202H69V201H72V200H74L75 198H77V197H75L74 198V196H76L75 194L74 195H72L73 197H71V195L70 194H66L68 197H71L70 198V200L68 199L67 201L66 200H64V201H60L59 202V199L58 198H56V205L54 206V208L52 207V211L50 210V214L52 213V215H44V213L46 214V212L47 211H43L42 209H43V207H41V206H43V200L42 199H37L36 197L38 196H40V197H42V194L40 193L41 191H42V189L41 188H37V187H35V185H33V182L32 181H30L29 180V178L27 177V175L25 176V175H22V176ZM39 175H41V173L39 174ZM66 175L68 176V178H67V180H66ZM74 175H77V177H79V180H78V178L77 177H75ZM171 175H172V173H171ZM71 176V177H70ZM222 176V175H221ZM224 176H226V175H223L222 177H223V180H225V182H228V181H226V179H224ZM225 177V178H228V177ZM60 177V176H59ZM60 177V178H61ZM100 177H99V181H100ZM250 178H253V176H252V174H250V176H249ZM248 177V178H249ZM82 178V179H81ZM148 178H150V179H148ZM227 179V180H229V182H228V184L230 183V184H233V185H235V187H233V185H230V187L233 189V193H234V196L236 197L235 199L236 200H241V199H244L245 200V198H242L241 196H239L238 197V194H240L241 192H243V191H240L239 192V190H241V188H238L239 187V184H238V182L237 183H235L234 184V182H236L235 180L234 181H232V179ZM232 178V177H231ZM130 179V180H129ZM8 180V179H7ZM27 180V181H26ZM132 180H134L133 182H132ZM152 180V181H151ZM63 181V182H62ZM152 182V184L150 183V186L148 185V182ZM230 181H232V182H230ZM26 182V183H25ZM28 182V183H27ZM31 182V183H30ZM142 182H144V183H142ZM20 183V184H19ZM63 183V184H62ZM146 183H147V185H146ZM15 184H17V185H15ZM23 184V185H22ZM238 186H237V185ZM32 185V186H31ZM145 187H144V186ZM16 186V187H15ZM20 186V187H19ZM30 186V187H29ZM67 186V188L66 189H64L65 187ZM69 186V187H68ZM146 186H148L149 188H151V189H147L146 188ZM153 187V189H154V192H152L153 190H152V187ZM21 187L23 188V189H21ZM32 187V188H31ZM62 187V188H61ZM129 187V188H128ZM130 187H132L131 189H130ZM154 187H156V188H154ZM28 188V189H27ZM35 190H34V189ZM70 190H69V189ZM27 189V190H26ZM135 190V194H133L130 190ZM30 190V192H28ZM85 190V189H84ZM95 190H97L96 192H95ZM99 190V191H98ZM148 190H151L150 192H152V194H146L145 195V193L144 192H146V191H148ZM193 190V189H192ZM191 189H189L187 192H182V194H183V196H185L186 198H189L190 199V196H189V194L188 193H191V192H189V191H192ZM234 190L235 191H237L238 192V194L236 193V192H234ZM15 191H18V192H15ZM25 191V192H24ZM36 191V192H35ZM103 191V192H102ZM127 191H129V194H133V195H129L128 194V192ZM137 191L140 193V191H142L141 192V196H140V194H138L137 193ZM28 192V193H27ZM62 192H65L63 195L61 194ZM84 192V191H83ZM149 192V191H148ZM149 192V193H150ZM30 193V194H29ZM31 193H33L32 194V196L34 197V196H36V197H34V198H36V199H34L32 196H31ZM96 193V194H95ZM18 194V195H17ZM22 196H21V195ZM38 194V195H37ZM59 194V195H58ZM185 194V195H184ZM241 194H243V197H245L244 195V193H241ZM14 195H15V197H14ZM17 195V196H16ZM20 195V196H19ZM60 195H62V197L60 196ZM66 195H65V197H66ZM84 195H86V194H84ZM115 197H114V196ZM135 195H138V196H135ZM152 195V196H151ZM188 195V196H187ZM237 195V196H236ZM26 196H27V198H30V199H26ZM60 196V197H59ZM81 196H83V194H81ZM130 196V197H129ZM133 196L136 198V200L135 199H133ZM140 196V197H139ZM151 196L152 198L153 197H156V199H149V197ZM22 197V199H20ZM67 197V198H68ZM100 197V196H99ZM98 197V198H99ZM117 197V198H116ZM143 197V198H142ZM146 197H148L147 199H144V198H146ZM192 197V196H191ZM8 198H10V199H8ZM73 198V199H72ZM113 198V199H112ZM130 198H132V199H130ZM237 198H239V199H237ZM15 199V200H14ZM107 199H111V201H110V203H109V201L107 200ZM117 199H119V200H117ZM123 199H125V200H123ZM143 199V200H142ZM148 199H149V201H148ZM247 200H248V197L246 198ZM10 200H12V201H15V202H17V203H15V202H12V201H10ZM31 200H33V201H31ZM42 200V201H41ZM117 201V202H115V201ZM129 200L130 201H132V200H134V202L132 201V202H129ZM10 201V202H9ZM30 201L31 202H33V203H30ZM34 201H36V202H34ZM108 201V202H107ZM126 201V202H125ZM190 201H192L193 203L191 204V203H188V208H189V213H187V214H185L184 216H187V217H185V218H183V216H181V215H177L178 216V219L181 221V219H183V221H182V223L184 222H187L188 223V226H191L192 224H189V222L191 223V222H194V224H195V226H198V224H199V226H198V229L199 230H196V227L193 225V226H191L192 228H193V230H196L195 232L193 231V235L194 234H197L198 233V235H196V236H199L200 234L202 235V232H203V230L205 229L204 228V225H205V221H201V220H199L197 217V215H198V207H197V203L195 204V202L192 200V199H190ZM189 201V202H190ZM9 202V203H8ZM12 202V204H10ZM121 202H122V205H121V207L119 206V204H121ZM123 202H125V203H123ZM129 202V203H128ZM155 202V203H154ZM67 203H64V204H67ZM117 203V204H116ZM132 203V204H131ZM154 203V204H153ZM217 206H219V204H218V202H214ZM34 204H36V205H34ZM37 204H38V207H34V206H37ZM125 204L126 205H128V206H125ZM135 204V205H134ZM16 205V206H15ZM67 205H69L68 207H66V205H65V207H63L64 209V211L66 212V211H68V210H70V208L69 207H71L72 209L71 210H77V207H75V208H73L72 207V205H70V204H67ZM153 205V206H152ZM169 204H167V202H166V206H168ZM221 205V204H220ZM58 206V207H57ZM79 206V205H78ZM86 205H83V206H80L79 208L80 209H78L79 210V212H81L80 214L82 215L83 213H84V211H83V207H85ZM141 206H142V209H140L139 210V208H141ZM147 206H149V205H147ZM170 206V205H169ZM26 207H28V208H26ZM42 209H41V208ZM57 207V208H56ZM59 207H61V210H59ZM106 207V208H105ZM109 207V208H108ZM122 207H125L123 210H121L122 209ZM151 207H154V208H151ZM13 208V209H12ZM29 208H32V209H30V210H27V209H29ZM39 208V209H38ZM128 208V209H127ZM194 208H196V209H194ZM25 209V210H24ZM35 211H34V210ZM55 209L56 210H59V211H55ZM66 209H68V210H66ZM110 209V210H109ZM160 209H161V211H160ZM38 210V212H36ZM40 210V211H39ZM44 212L43 213V216H46V217H42V215H41V219L40 218H38L37 216L38 215H36V213L37 214H41L40 212H42V211ZM68 211V212H71V213H69V218H72L75 214H72V212L73 211ZM77 210V211H78ZM107 210V211H106ZM130 210H137V211H140V212H138L137 214L135 213V211L134 212H132V211H130ZM191 210V211H190ZM193 210H195V211H193ZM231 210H232V208H231ZM10 211V212H9ZM14 211V212H13ZM22 211V212H21ZM30 211H32V212H34V213H32V212H30ZM114 211V212H113ZM233 211H234V209H233ZM12 212V213H11ZM63 212V211H62ZM61 212V213H62ZM65 212H63V213H65ZM83 212V213H82ZM158 212V214H159V216H157L158 214H155V213H157ZM174 212L175 213H177L176 212V210H174ZM193 212H195V213H193ZM249 212H251V215H253L254 216V210H253V207H250L249 208ZM15 213H17V214H15ZM26 215H25V214ZM28 213V214H27ZM54 213V214H53ZM106 213H103V215L105 214V216H106ZM135 213V214H134ZM8 214H10V215H8ZM66 214H68V213H65L64 214V216L66 215ZM101 214H102V212H101ZM122 214L121 215H119V218H118V215H117V217L115 218V219H117V220H120V219H122V218H124V215L122 216ZM134 214V215H133ZM150 214H152V217H149L150 216ZM153 214H155V215H153ZM178 214V213H177ZM188 214H190V215H192L193 214V216H190V215H188ZM30 215V216H29ZM31 215H33V218H34V215L38 218V219H40V220H42V218H44L42 221H39L38 219V221H36V220H34L35 222H33V220L32 219H30V217H31ZM71 215H73L72 217H71ZM137 215V217H135ZM141 215V216H140ZM29 216V217H28ZM47 216H49L48 218H47ZM52 216V217H51ZM55 216V215H54ZM68 216H66L65 217V219L66 218H68ZM76 216H80V215H76ZM76 216H74V218H76V219H78ZM102 216V215H101ZM104 216V217H105ZM120 216H122V217H120ZM130 216H133V217H130ZM161 216H163V217H161ZM196 216V217H195ZM216 216V217H215ZM215 216L214 215H212V218L214 219H210V220H213L212 222L214 223L215 221L217 222V223H215V224H212V222H210L211 224V226L210 225H208L207 227L209 228V227H211V229H213V227L214 226H216V225H220V227H222V229H224L225 228V226L224 225H226L228 222L227 221H229V220H227L226 218H225V216L223 217L222 215H219V214H215ZM217 216H222V217H219V218H221V219H224V220H221V219H219V218H217ZM4 217H6V218H4ZM13 217V218H12ZM19 217V218H18ZM35 217V218H36ZM146 217H148V219H150V218H154V220H150L148 223H146L147 221H146ZM156 217H159V218H156ZM180 217H182L181 219H180ZM190 217V218H189ZM28 218V219H27ZM32 218V217H31ZM69 218H68V220H69ZM186 218H187V220H186ZM188 218L190 219V220H188ZM197 218V219H196ZM0 219H1V217H0ZM6 219V220H7ZM30 219V220H29ZM49 220L50 221V219H51V221L50 222H48L47 224H49L50 226H48V225H45V223L46 222H43L44 220ZM75 219V220H76ZM141 219H142V222H141ZM145 219V220H144ZM155 219H159V220H156V221H158V222H156L155 221ZM191 219H196L195 221H193V220H191ZM16 220V221H15ZM64 220V219H63ZM73 219H71V220H69V221H72ZM219 220H221V221H219ZM227 220V221H226ZM1 221V220H0ZM153 221V222H152ZM162 221V222H163ZM198 221H201L200 223H198ZM2 222V221H1ZM0 222V223H1ZM27 222V223H26ZM37 222V223H36ZM99 222V221H98ZM161 222V223H162ZM4 223V222H3ZM3 223H1V224H3ZM12 223V222H11ZM31 223V224H30ZM44 223V224H43ZM142 223V224H141ZM154 223H156V224H154ZM170 223H172V222H168L167 224H168V226H166V227H169L170 225ZM196 223H198V224H196ZM204 223V224H203ZM224 223H226V224H224ZM1 224H0V228H1ZM27 224V225H26ZM30 226H29V225ZM36 224H38V225H41V227L39 226L38 227V225H36ZM53 224V225H54ZM141 224V225H140ZM147 224H149V231L148 230H145V229H148V228H146V227H148L147 226ZM150 224H153V226H150ZM174 224V223H173ZM200 224H203V225H201L200 226ZM222 224H224L223 226H222ZM8 225V226H7ZM11 225V226H12ZM42 225H45V227L44 226H42ZM146 225V226H145ZM175 225V224H174ZM174 225H171V228H173V229H169V228H166L165 226H164V228H162L163 230L164 229H166L165 231H167V230H171V233H169V234H173L174 233V229H177L176 231H175V234H177V235H170L171 237V239H173L174 241H173V243H175V242H177V241H175V239L174 238H176L177 236H178V233H177V231H180V233H183V231L182 230H179L177 227H173ZM214 225V226H213ZM3 226H5L3 229H4V231H3V229L1 230L0 229V231L2 232H7V234H5L4 235V233L2 232V234H0V236H1V238H3L2 240H1V238H0V246L1 247H5V248H8L9 249V247H11V245L13 244V243H11L10 241L12 240V238H10L11 237V233H13V230L12 229H9V224H3ZM33 226H35V228L33 227ZM95 226V227H94ZM97 226V227H96ZM99 226H101V229L99 228ZM144 226H145V229H144ZM6 227H7V229H6ZM28 227H32L31 229L30 228H28ZM44 227V228H43ZM50 228V229H52V230H47V228ZM143 227V228H142ZM151 227V228H150ZM152 227H153V229H152ZM194 227H195V229H194ZM206 227V228H207ZM20 228H21V231L23 232H21L20 231ZM38 228H40V229H38ZM44 230H43V229ZM54 228H56V230L54 229ZM95 228H97V229H95ZM105 228V230H103L102 231V229H104ZM113 228V227H112ZM191 228V229H192ZM29 229V230H28ZM92 229V230H91ZM95 229V231H97L98 232V230H99V232L97 233V232H93V230ZM150 229H152V230H150ZM200 229H201V231H200ZM6 230V231H5ZM27 230V231H26ZM38 231L39 230V233L38 232H36V231ZM41 230H43V231H41ZM70 230V231H69ZM101 230V231H100ZM107 230V231H108ZM173 230V231H172ZM207 231L209 230L210 231V229H206ZM28 231H31L32 232V234L33 235H35V236H33L32 234H30ZM34 231V232H33ZM74 232V233H69V232ZM113 231H115V228H114V230ZM144 231V232H143ZM151 231V232H150ZM199 231V232H198ZM223 231H224V233H226V234H228V235H221V234H224L223 233ZM18 232V233H19ZM38 233V234H40L39 236H37L38 234H36V233ZM41 232H44V233H41ZM77 232V233H76ZM80 232L82 233V235L83 234H85V235H83V238L85 239V237L84 236H86V235H89V236H86V240L87 241H85L83 238H82V235H80ZM212 231H210V233H211ZM8 233L10 234V236H9V238L6 236V235H8ZM87 233V234H86ZM95 233V234H94ZM180 233H179V237L180 236H182V235H180ZM23 234V236H21ZM53 234V237L51 236ZM79 234V235H78ZM100 234V235H99ZM149 234H151V236H149ZM157 235V237L156 236H154V235ZM221 234H219V236L220 237H218V238H220V240L219 241H221V238L223 239V238H226V236H230L231 235V237L232 238H234L235 239V241H237V242H239V243H236V245H238V246H236L235 245V241L233 240V239H229V237H227L226 239H223L224 241H227V242H224V243H227V245L226 244H224L223 242H219L218 241V239L215 241L216 243H218V244H216V243H214L213 244V247L214 248H216V249H214L213 248V253H211V254H213L212 256H211V254L209 253V252H205L206 250H203V248H201L206 242L205 241H203L205 238H201V241H200V246L201 247H199L200 248V250L201 251H199V253L198 254H196L197 252H198V249H197V252H196V250H194V252H196L194 255H193V258H194V256H198L199 258H200V260H202V261H204V262H201L200 263V260H199V258L197 259V257H195L193 260H195V261H193V262H197V261H199L198 263L199 264H208L207 262L209 261V264H210V262H212L211 264H220V263H218L219 262V260H220V257L222 258V260L221 261H223V264L225 263L224 261H226V260H224V259H227V258H230V257H234L235 259L233 260V259H231L230 258V260L229 259H227V262L228 261H230L229 263L230 264H233V263H235V264H238L239 263V261H242L243 263L242 264H244V260H246L245 261V264H248L247 262H252L253 263V261H255L253 264H259L261 261H259L260 260V258H263L264 256H262V254H261V252H262V250H261V252L260 253H258V252H255L254 251V249L250 246V244H249V242L247 241V237L246 236H242L241 235V233H237V232H234V230H226V229H224V230H222V232H221ZM235 234H237L238 235V237H237V235H235ZM2 235H4V237L2 236ZM24 235L26 236V237H24ZM44 235H47V236H44ZM60 235V236H59ZM70 236V237H68V236ZM72 235H74V236H72ZM76 235V236H75ZM94 235H98L97 237L96 236H94ZM30 236V237H29ZM43 236H44V238H43ZM64 237V239H62L61 237ZM66 236V237H65ZM101 236V237H100ZM104 236V237H103ZM123 236L125 237V238H123ZM144 236H145V242H144ZM173 236H174V238H173ZM183 236H185V237H187L186 235H184V233H183ZM195 236V237H196ZM240 236H242V237H240ZM5 237H7V238H5ZM74 237V238H73ZM78 237V238H77ZM81 237V238H80ZM87 237H89V238H87ZM92 237V238H91ZM202 237V236H201ZM230 237V238H231ZM5 238V239H4ZM21 238H23V239H21ZM36 238H38L37 240H36ZM72 238L74 239V241H72L73 243H76V247H79V248H71L72 246H70V245H75V244H72V242H70V239L72 240ZM91 238V239H90ZM189 239L188 240H186V242H192V240L190 241V238L191 237H188ZM210 238H211V240H210ZM212 238H214V237H210V236H208L207 235V237H206V241L207 242H210V241H212ZM216 238H217V236H216ZM215 238V239H216ZM238 240H237V239ZM27 239V240H26ZM81 241H80V240ZM89 239H90V242H89ZM229 239V240H228ZM24 240H26V241H24ZM51 240V241H50ZM57 240H58V242H57ZM65 240H67L66 241V244H65ZM76 240L78 241L79 240V242H81V243H78V242H76ZM82 240H84L85 241V243L87 242V244H85ZM149 240V242H147ZM222 240V241H223ZM231 240H233V241H231ZM23 241V242H22ZM28 241H31V242H28ZM36 241V242H35ZM59 241H61V243L59 242ZM102 241H105L104 239H102L101 241H99L100 243H99V245L100 246H103L102 244L103 243H101ZM203 241V242H202ZM218 241V242H217ZM229 241L231 242V244L229 243ZM24 242H26V243H24ZM52 243V244H51ZM212 243V242H211ZM241 243V244H240ZM32 244V245H31ZM39 244V245H38ZM54 244V245H53ZM145 244V245H144ZM175 244H178V243H175ZM186 244H188L186 247H188V248H190V245H192V243H186ZM190 244V245H189ZM219 244H223L224 246H227L228 248H229V244L231 245L230 247L231 248H229V249H233L232 250V254L235 252V253H237V254H234V255H232V254H230V256H226V255H224V256H226V257H224V256H222V254H224L226 251H228V249L226 248V247H224L223 245H222V247H224V248H226L225 250L224 249H218V248H220L219 246ZM232 244L234 245V246H236V248H240V249H238V250H243V252H245V253H243V252H241V251H236L237 249L235 248V247H232ZM240 244V245H239ZM248 244V245H247ZM16 245L17 244H15V245H13V247L15 248V250L13 249V247L11 248V249H9L10 250V254H11V257H13L12 259L13 260H16V262L14 263V264H16L17 262L19 263V264H22L23 262H24V259H23V257H20V255L21 254H23V253H21V251H20V249H17L16 250ZM38 245V246H37ZM57 247H56V246ZM79 245V246H78ZM84 245H85V247H84ZM87 245V246H86ZM140 247H145V246H148V250H146V248H138L139 246ZM173 245V244H172ZM171 245V246H172ZM248 246V247H246V246ZM7 246V247H6ZM9 246V247H8ZM32 246V247H31ZM48 246H51V247H48ZM55 246V247H54ZM61 246H63V247H61ZM80 246H83L82 247V249L80 248ZM135 246V245H134ZM138 246V247H137ZM162 248L161 249H163V248H165V247H163L162 245H160ZM173 246H174V248H173ZM172 246V248L171 247H166L165 248V251H167L168 252V250H172L174 253H176L177 251H178V245L177 246H175V245H173ZM218 246V247H217ZM40 247V248H39ZM176 247V248H175ZM40 249V251H39V249ZM42 248V249H41ZM49 248V249H48ZM59 248V249H58ZM171 248V249H170ZM31 249V250H30ZM34 249V250H33ZM63 249V250H62ZM78 249V250H77ZM86 249V250H85ZM130 249V248H129ZM141 249H143L142 251H147L146 253H145V256H147V257H145L144 256V258H142L143 257V254L142 253H138L137 251H139V252H141ZM175 249V250H174ZM236 249V250H235ZM11 250H13V252H11ZM38 250V251H37ZM51 250V251H50ZM59 250V251H58ZM164 250V249H163ZM202 250H203V252H205V253H202V256L200 255V253L202 252ZM217 250V251H216ZM220 250H223V252H221ZM27 251V252H28ZM35 251L36 252H38V253H35ZM57 253H56V252ZM79 251H81V252H79ZM129 251V252H128ZM164 251V252H165ZM168 252V253H166V254H169V255H171L172 254V251L171 252ZM219 251V252H218ZM225 251V252H224ZM254 251V252H253ZM31 252H33V255H32V253ZM48 252V253H47ZM85 252V253H84ZM111 252V253H110ZM163 252V251H162ZM21 253V254H20ZM29 253V252H28ZM59 253V254H58ZM221 253V254H220ZM228 253H231V251H229V252H226L225 254H228ZM238 253H239V255H238ZM258 253V254H257ZM128 254H130V255H128ZM137 254H140V256H142V257H140V256H138ZM142 254V255H141ZM209 254V256L207 257L206 255H208ZM217 255V257H214V256H216ZM246 254V255H245ZM37 255V256H36ZM44 255H46V256H44ZM115 255L117 256V258H115ZM173 255V254H172ZM201 257H203V258H201ZM232 255V256H231ZM21 256H23V255H21ZM43 256V257H42ZM64 256H66V257H64ZM67 256L69 257V258H67ZM114 256V257H113ZM118 256H119V258H118ZM259 256H261V257H259ZM32 257V258H31ZM37 257V258H36ZM48 257V258H47ZM55 257H57V258H55ZM210 257V258H209ZM241 258V260H239V259H236V258ZM35 258V259H34ZM55 258V259H54ZM111 258H114V260H116L117 259V261H111V260H113V259H111ZM132 258V259H131ZM136 258H137V260H136ZM140 258V259H139ZM192 258V257H191ZM34 259V260H33ZM40 259V260H39ZM60 259V260H59ZM111 259V260H110ZM209 259V260H208ZM217 261H216V260ZM255 259H259L258 261H259V263L258 262H256V260ZM135 260V261H134ZM144 260V261H143ZM197 260V261H196ZM211 260V261H210ZM235 261V260H237V261H235V262H232V261ZM43 261V262H42ZM126 261H128L129 263H126ZM47 262V263H46ZM86 262V264H92V262H88V261H86V260H84V262H83V264ZM192 262V261H191ZM61 263V264H62ZM252 263H249V264H252ZM263 263H264V258H263ZM262 263V264H263ZM66 264V263H65ZM94 264V263H93ZM189 264H192V263H189ZM197 264V263H196ZM239 264H241V262L239 263ZM261 264V263H260Z\"/></svg>","mask_w":264,"mask_h":264}]
</instances>
